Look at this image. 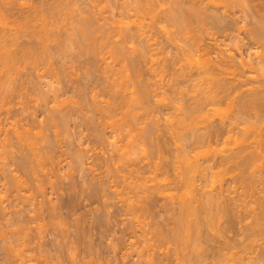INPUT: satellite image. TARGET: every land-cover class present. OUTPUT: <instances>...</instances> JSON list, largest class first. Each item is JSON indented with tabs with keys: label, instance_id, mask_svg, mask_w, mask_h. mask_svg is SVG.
<instances>
[{
	"label": "bare ground",
	"instance_id": "1",
	"mask_svg": "<svg viewBox=\"0 0 264 264\" xmlns=\"http://www.w3.org/2000/svg\"><path fill=\"white\" fill-rule=\"evenodd\" d=\"M10 1V0H9ZM42 1V0H41ZM44 1L46 2L45 5H42L43 8L42 10H40L39 12H37L35 14L34 17H32V19H27V18H23L26 19L24 20L23 24L21 23H17L18 21L16 20V18L14 20H16L17 22H15V24L17 26H15L16 28H13L14 29H21L22 30V33L23 34H28L32 37L35 36V38L37 39V42L39 45H36L39 46V50L36 51L35 49L33 48H30L28 46V48H24L23 46V50L22 51H17L19 50L16 49V51L18 53H16V51H14L12 48L13 46H16L17 48V45H19L18 43V40H20V35H16L14 36L13 38H10L8 37V34L7 36H5L6 34L3 33V31H1V29H5L4 27H6L7 29V22L6 21L4 23L5 19L4 17H7L6 16V13L5 11L2 9V7L0 6V72L3 74L1 75L0 74V89H4V87L8 88V85H14L16 86L17 83H15V81H17V73H19L21 71V67L24 66L26 67V65L28 66H31L33 68V66H35L34 68H38V66L40 67L39 63L41 62V58H46L47 60V63L51 64V61L53 60L52 59V53H51V48H50V45H51V41L55 42V41H58L60 39V37H62L60 34V31L58 32V30L61 29V27H65V25H67V23H64L66 20L69 19V17L67 16H70L71 15V20H69V22L71 21L70 25H72V22L73 24H75V28H73L72 30H68V31H75L77 30V33H70L69 32L66 34V36L69 34V36H67L68 38L64 40H66L67 42L69 41V44L72 45V48H73V45H75V47L77 48L78 50V53L76 54L79 59H80V55H84V51L85 49H83L84 45L86 46H89V48L91 49H88L87 47V50H90L92 51V54H93V58L92 60V64H93V67H98L101 68V65L102 63H105L103 61H105L104 57L100 56L102 53H103V50L104 49H109L107 52H105L104 50V55L107 53H109V56L108 58L112 59V62L114 63V68H112L113 66H108V63H106L105 65L107 66H104L105 69H103L102 71V68L100 69L102 71V77L104 80H106L108 83L110 82V86L108 85L106 90H105V86L103 84V87L100 89L101 91V95H103L104 93V100L102 99L103 97H101L100 100H102V102L104 101V103L106 102V107L102 108V107H97L95 106V111L97 109V112H99V114L103 113V117L105 115L104 118H106V128L108 126L111 127V129H113V133H114V136H118V133H122L123 129L124 131L127 130V128H130L131 125L133 124V126L136 124H139L138 120H140L141 118H144V117H147V122H148V118L149 119H152V116L154 118L155 115L157 114H153V112L155 113L157 110H156V107L154 108V99L155 96L154 94L157 93V89L155 90V88L153 89H149L150 87H152L151 83H153L151 81H149L150 85H148V77H147V74L146 73H143V75L145 76V81L144 84L145 86H147V88H144L143 89V86L141 87L139 85V81H140V77H141V74H142V69L145 70V68L143 67V63H145V60L146 58L149 59V57H147L150 53L154 52V50H157L156 49V46L159 47L158 45H161V44H157L156 42H158V38L155 39V34H159V36H163V41H162V46H163V49L165 48L164 51H166V48H174L175 53L174 55L176 54V56L174 57V55L172 57L169 58L168 56V52L164 53V56L165 58L163 57V60H165V62L162 60L160 63H162V71L161 69L159 68V70L161 71V77L159 79L160 83L162 81H164V76H165V82H163L165 85L164 87L167 85L168 86V90L164 89L167 93V96L168 98H164V96H166V94L164 95L163 93L161 95H163V98L162 99H165L164 101L167 102V103H170L168 104L170 107L173 108L174 112H176V114H178V119H173L174 117L176 118L175 114H174V117L173 116V113L170 114L171 112V109H170V112L167 110V112H169V116L171 117H165L170 119L168 121V123H170V127L169 128H166V131L168 129V134L172 132V134L176 135L174 136L175 138H169L171 139L170 141L172 142L173 139H175L176 141V138H178L177 136H179V142H180V146H181V149L182 151L179 152L180 148H178V152L179 154L175 151L176 153V157H177V154L180 156L179 158H177V161L180 159V163L183 164L184 166H182L184 169V172H181V176H180V185L182 189L186 190V194L182 193L183 195H185V198L184 197H180L181 201L180 202V206L182 205L180 211L181 213H179V218L178 216H175V218L178 220V228H181V229H176L175 233H174V236H170V240L168 241L165 240L163 238L166 237V238H169L167 237L168 233L166 234H163V232L165 231H161V229H157L161 232H159V236L155 237V241L157 238L161 239V241L165 240L164 242H171L173 245H174V241H175V244L176 242H178L180 245V247L178 248V243H177V248L175 247L174 245V248L176 249L175 251L179 250V249H187L186 247H183L181 248L183 245L184 246H187L188 247V244L189 246H193L192 247H189L192 251L194 250V248H196L198 246V244L195 243V245H190L194 237V239L197 237V238H200V239H195V241L201 245L200 243V240L201 238H203L201 235H203L205 229L206 231L208 229H214V228H218L216 222L219 221L221 222L222 219L224 221H226V217H227V222H226V225L230 226L232 228H235L237 225H241L243 224V219L245 217V220L248 218L249 221H246V223L249 222V224H246L248 225V227L246 226V229L243 228L242 230H247L248 228V231L246 232V236L242 235V237L244 236L245 239H242L244 241H240L239 243L241 244L239 247L241 248L238 249L237 246L239 244H233L235 240V238L233 237L234 240H232V236H230L228 239L229 241L226 242V246H227V250L229 253L226 252V254H221L218 255V256H215L219 259V256L220 259L219 261L215 260V263L216 264H264V0H130L132 3H129L130 1H127V3H125L123 0V3L122 5L119 6V9L121 12H119V19L118 20H114V24L111 23L113 25V28L115 30H117L116 34L114 33V29H112V34L113 35H108L107 33L110 32L111 34V28H110V31H108L106 34L105 32L102 33L101 32V29H100V32L98 31L99 30V27H98V30L97 28L92 30L91 28L89 29V24L88 26H86L87 24L82 23L81 22V18H80V22L76 17V11H77V7L76 5L78 4L76 1V5L73 3H71V0L68 2L66 1H61V0H43V2H41V4H44ZM74 1V0H73ZM91 1V0H90ZM101 2H99L100 4L105 1V0H100ZM115 1V0H114ZM118 1V0H117ZM121 1V0H120ZM126 1V0H125ZM12 3H14L12 0H11ZM9 2V3H11ZM19 2V1H18ZM40 2V1H39ZM116 2V1H115ZM2 3V2H1ZM11 3V4H12ZM20 3V2H19ZM26 3V2H25ZM29 3V2H28ZM68 3V4H67ZM88 3V2H87ZM98 3V4H99ZM104 3V6L102 7V12H104L106 10L105 13H111V11H109L111 9L110 5L108 2H103ZM21 4V3H20ZM118 4V3H116ZM121 4V3H120ZM7 5V4H5ZM13 5V4H12ZM15 5V4H14ZM13 5V6H14ZM72 5V6H71ZM75 5V6H74ZM94 5V4H93ZM115 5V4H114ZM23 8L24 6L26 5H21ZM45 6V7H44ZM78 6V5H77ZM100 6V5H99ZM122 6V7H121ZM8 7V6H7ZM15 7V6H14ZM19 7V5H18ZM21 7V8H22ZM27 7V6H26ZM95 7V6H94ZM88 8V7H87ZM98 8V7H97ZM113 8V7H112ZM118 8V7H117ZM116 8V9H117ZM7 9V8H5ZM11 9V8H10ZM78 9H79V6H78ZM85 9V7L83 8ZM90 9V8H89ZM114 9V8H113ZM9 10V9H8ZM23 10V9H22ZM35 10V9H34ZM80 10H82L80 8ZM100 10V9H99ZM11 11V10H10ZM14 11V10H13ZM18 11V10H17ZM37 11V10H35ZM85 11V10H84ZM95 11V10H94ZM241 12L240 13V18L241 20L238 19V16L236 17L237 13L236 12ZM12 12V11H11ZM31 12V10H30ZM80 12V11H79ZM92 12V11H91ZM101 12V13H102ZM9 13V11H8ZM14 13V12H12ZM33 13V12H32ZM35 13V12H34ZM33 13V14H34ZM74 13H75V16H74ZM81 13L84 14V12L81 11ZM96 13V12H95ZM99 13V12H98ZM97 13V14H98ZM104 13V14H105ZM18 14V13H17ZM26 14V12H25ZM90 14V13H89ZM121 14V15H120ZM13 15V14H12ZM77 15H78V11H77ZM112 15V13H111ZM241 15H243L241 17ZM21 16V15H20ZM29 16V15H28ZM85 15H83L82 17H84ZM88 16V15H87ZM99 16V15H98ZM106 16V15H105ZM15 17V16H14ZM26 17V15H25ZM95 17V16H93ZM97 17V16H96ZM101 17V16H99ZM29 18V17H28ZM91 18V16H90ZM109 18V17H108ZM118 18V17H117ZM237 18V19H236ZM9 19V18H8ZM66 19V20H65ZM77 19V21H76ZM88 19V18H87ZM94 20V19H92ZM104 20V18H103ZM112 20V19H111ZM12 21V20H11ZM10 21V22H11ZM64 21V22H62ZM87 21V20H86ZM90 20H88L89 22ZM106 21V20H105ZM9 22V23H10ZM63 24H62V23ZM67 22V21H66ZM101 22V21H100ZM8 23V24H9ZM61 23V26L59 27V24ZM98 23V22H97ZM96 23V24H97ZM65 24V25H64ZM64 25V26H63ZM77 25V26H76ZM92 25V24H91ZM94 25V24H93ZM98 25V24H97ZM105 25V24H104ZM68 26V25H67ZM14 27V26H13ZM104 27V26H103ZM112 27V26H111ZM9 28V27H8ZM60 28V29H59ZM71 27H69L70 29ZM31 31H30V30ZM64 30V29H63ZM67 30V28L65 29ZM92 30V31H91ZM103 30V28H102ZM104 30L106 31L107 30V27L106 29L104 28ZM114 30V31H113ZM153 30H156L155 32H153ZM10 31V30H9ZM18 31V30H17ZM20 31V30H19ZM8 32V31H7ZM11 32V31H10ZM157 32V33H156ZM218 32H219V35H221V37L223 38V42H219L217 39L219 38H216L215 36L218 35ZM14 33V32H13ZM18 33V32H17ZM21 33V32H20ZM62 33V32H61ZM5 34V35H4ZM217 34V35H215ZM6 37V40L10 38L11 41H9V45L7 43L6 40H4L5 38L3 37ZM22 35V34H21ZM60 37H59V36ZM244 35L243 37L244 38H241V36ZM65 36V37H66ZM154 36V37H153ZM158 36V37H159ZM8 37V38H7ZM117 37V43H118V38L121 42H119L120 44L122 45H125L130 53L132 54L133 52H137L138 53V56H130V53L128 55V52H126L127 56L124 55V52L122 48V46L120 47L119 43H118V47L116 46V42H114L113 38L116 39ZM213 37V38H212ZM63 38V37H62ZM30 39V38H29ZM113 39V40H112ZM161 39V38H160ZM214 39V40H213ZM249 40L247 42H250L249 43H244L245 40ZM63 40V39H62ZM140 40V41H139ZM61 41V39H60ZM64 41V44L63 43H58L59 45L57 46V48L59 49V52L61 53L62 51V54L63 52L67 53L68 54H64L66 55V57L69 55V53H71V51H68L67 46H69L67 44V42ZM81 41L83 42V46L81 44ZM160 41V40H159ZM35 44V42H34ZM50 44V45H49ZM57 44V43H56ZM27 45V44H25ZM91 46V47H90ZM20 47V45H19ZM50 49H49V48ZM52 47V46H51ZM70 47V46H69ZM247 47V48H246ZM67 48V49H66ZM70 48V49H72ZM161 48V47H159ZM254 48V49H253ZM54 49V48H53ZM57 49V50H58ZM62 49V50H61ZM252 49H253V52H252ZM61 50V51H60ZM159 50V49H158ZM168 50V49H167ZM170 50V51H171ZM251 50V51H250ZM21 55H20V53ZM54 52V51H53ZM160 52V51H159ZM72 53H75V52H72ZM87 53V52H86ZM162 53V50L161 52L159 53V55ZM215 53V54H214ZM19 54V56H18ZM91 54V53H90ZM212 54L215 55V57L212 56ZM155 55V53H154ZM154 55L152 56L151 54V59H153L152 57H154ZM157 55V56H159ZM55 56V55H54ZM53 56V57H54ZM61 56V55H60ZM70 56V55H69ZM83 56V57H84ZM102 57V59H99L100 57ZM107 56V55H106ZM105 56V57H106ZM130 56V57H129ZM20 57V58H19ZM91 57V56H90ZM129 57V58H127ZM156 57V56H155ZM155 57H154V60H150L151 63H155ZM161 56H159L160 58ZM174 57V59H173ZM75 58V57H73ZM82 58V57H81ZM172 58V59H171ZM77 61L78 59L75 58ZM86 59V58H85ZM98 59L100 61H98ZM108 59V60H110ZM142 59L145 60L144 62H142ZM45 60V59H44ZM51 60V61H50ZM157 60V59H156ZM46 62V61H45ZM53 62V61H52ZM65 62V61H64ZM63 62V64H65ZM85 62V60H84ZM88 62V61H87ZM97 62L99 63L97 65ZM156 61V63H159ZM46 63V64H47ZM111 63V62H110ZM154 64V65H157V64ZM159 63V64H160ZM41 64V63H40ZM43 64H44V61H43ZM42 64V65H43ZM45 64V65H46ZM47 64V65H48ZM67 64V63H66ZM89 64V62L87 63ZM46 65V67H47ZM53 65V63H52ZM72 65V63H71ZM82 65V64H81ZM91 65V64H89ZM110 65V64H109ZM145 65V64H144ZM44 66V65H43ZM57 66L59 67V65L57 64ZM64 66V65H63ZM152 66V65H151ZM160 66V65H158ZM53 67V66H51ZM62 67V65H61ZM72 67V66H71ZM70 67V68H71ZM92 67V68H93ZM143 67V68H142ZM43 70L44 68L41 67ZM66 69V67H64ZM64 71L65 72V70ZM85 68V67H84ZM152 68H154V66H152ZM158 68V67H157ZM156 68V69H157ZM26 70H28V68H24ZM46 69H49L51 70L52 68H46ZM45 69V70H46ZM54 69V67H53ZM53 69L51 70V72H48L49 70H47L48 73H51L49 78H51L52 80L54 78H59L60 79V73L61 71H58L56 72L57 70L53 71ZM94 69V68H93ZM98 69H96L98 71ZM149 69V68H148ZM151 69V68H150ZM149 69V71H150ZM156 69H153L152 71V75H155L153 73H157L158 70ZM173 69L174 72H171L170 70ZM38 71L40 70L41 72V69H37ZM61 70V69H60ZM70 70V69H69ZM99 70V71H100ZM152 70V69H151ZM35 71V70H34ZM67 71V70H66ZM76 71V70H75ZM81 71V70H80ZM96 71V72H97ZM100 71V72H101ZM169 71L171 72L170 74H167L169 73ZM32 72V71H31ZM40 72H38L40 74ZM44 72V71H43ZM84 72V71H82ZM144 72V71H143ZM164 74H163V73ZM34 73V72H33ZM48 73L46 74L48 76ZM92 73V72H91ZM151 73V71L148 73V75ZM159 73V74H160ZM30 74V73H29ZM66 74V73H65ZM85 74V73H84ZM104 74V75H103ZM158 74V76H159ZM163 74V75H162ZM16 75V76H15ZM42 75H45L43 73H41L39 76H42ZM45 75V77H46ZM69 75V74H68ZM67 75V76H68ZM90 75V74H89ZM100 74H98L99 76ZM151 75V74H150ZM149 75V76H150ZM166 75H168L166 77ZM24 76V75H23ZM31 76V75H30ZM65 76V75H64ZM104 76V77H103ZM5 77V78H3ZM17 77V78H15ZM21 77V76H20ZM154 77V76H152ZM156 77H157V74H156ZM156 77L154 79H156ZM169 77V79H168ZM2 78L4 80H2ZM63 78V77H62ZM61 78V79H62ZM22 79V78H21ZM56 79V81H57ZM60 79V81H62ZM66 79V78H65ZM143 79V80H144ZM169 81H167V80ZM44 80V79H43ZM69 80V79H68ZM96 80V79H95ZM111 80V81H110ZM151 80V79H150ZM19 81V80H18ZM39 81V80H38ZM48 81V80H47ZM55 81V79H54ZM59 81V80H58ZM59 81V82H60ZM106 81H103L106 82ZM156 81V80H155ZM159 81L156 83L158 85ZM168 83H167V82ZM13 82V83H12ZM24 82V81H23ZM30 82V81H29ZM32 82V81H31ZM41 83V81H39ZM46 82V81H45ZM96 82V81H95ZM101 82V81H100ZM99 82V83H100ZM12 83V84H11ZM36 83V82H35ZM39 83V84H40ZM57 83V82H56ZM56 83L53 85V82L50 81V82H47L46 84V87H47V90H41L37 85V87L41 90L40 91V96L42 98H39L42 100L43 103V106H48L47 104H49L50 102L51 103H54L57 102V98H59V94H60V91H57V87H54L56 85ZM87 83V82H86ZM98 83V84H99ZM155 83L153 85H155ZM171 83V84H170ZM32 84V83H31ZM38 84V82H37ZM60 84H62L60 82ZM91 84V83H90ZM107 84V83H106ZM138 84V85H136ZM21 85V84H19ZM23 85V84H22ZM21 85V86H22ZM59 85V84H58ZM92 85V84H91ZM134 87H133V86ZM155 86L158 88V86H160V84L158 86ZM163 85V84H162ZM161 85V86H162ZM20 86V87H21ZM28 86V84H27ZM61 86V85H60ZM60 86L58 87V90L60 88ZM81 86V85H80ZM90 86V85H89ZM132 86L131 88V91H130V87ZM138 86V87H137ZM141 88H140V87ZM150 86V87H149ZM11 87V86H10ZM17 87V86H16ZM30 87V86H29ZM35 87V86H34ZM43 87V86H42ZM5 88V89H6ZM19 88V86L17 87ZM22 88V87H21ZM37 88V89H38ZM80 88V87H79ZM109 88V89H108ZM140 90H139V89ZM163 86L161 87L160 90H162ZM11 89V90H10ZM9 89V91H12V87ZM14 89V88H13ZM16 89V88H15ZM33 89V88H32ZM105 91H104V90ZM24 90V89H23ZM27 90V89H26ZM83 90V88H82ZM86 90V89H85ZM102 90L104 92H102ZM156 91L154 92L153 94V91ZM2 91V90H1ZM20 91V90H19ZM163 91V90H162ZM26 92V91H25ZM39 92V91H37ZM42 92V93H41ZM59 92V93H57ZM62 92V90H61ZM107 92V93H106ZM160 92V91H159ZM170 92V95L169 93ZM6 93H8L6 91ZM16 93V92H15ZM94 93L96 94V91H94ZM99 93V92H97ZM9 94V93H8ZM18 94V93H17ZM24 94V93H23ZM36 94V93H35ZM63 94V93H62ZM75 94V92L73 93ZM83 94V92H82ZM80 94V95H82ZM9 95H12L9 94ZM13 95H15L13 93ZM29 95V94H28ZM39 95V94H38ZM79 95V94H78ZM98 95V94H97ZM105 95L107 96H110L107 100H106V97ZM6 96V95H5ZM4 96V97H5ZM8 96V95H7ZM33 96V95H32ZM75 96V95H74ZM94 96V95H92ZM91 96V97H92ZM2 96L0 95V98ZM68 97V96H67ZM85 97V96H84ZM84 100L85 101V99ZM90 97V98H91ZM7 98V101H8V97ZM6 98H5V101H6ZM52 98V100H50ZM80 98V97H79ZM82 98V97H81ZM94 98V97H93ZM98 98V96H97ZM157 98V97H156ZM54 99V100H53ZM69 99V98H68ZM95 99V98H94ZM93 99V101H94ZM98 99V101H99ZM159 99V98H157ZM156 99V100H157ZM4 100V99H3ZM72 100V99H71ZM106 100V101H105ZM111 100V101H110ZM59 101V100H58ZM63 99L61 100V103H63V105H65L66 101L64 100L63 102ZM70 101V99L68 100ZM75 103L78 105L80 104L79 101H76L74 99ZM82 101V102H84ZM92 101V102H93ZM109 101V102H108ZM170 101V102H168ZM49 102V103H48ZM89 102V100H88ZM86 100V103L89 104ZM96 102V101H94ZM156 102V101H155ZM162 102V101H161ZM58 103V102H57ZM74 103L73 101L70 102V106L71 104ZM74 103V104H75ZM85 103V104H86ZM164 104V102H162ZM162 103H160L161 105H163ZM56 104V103H54ZM59 104V103H58ZM93 104V103H92ZM98 104V102L95 103V105ZM226 105L225 106V109L227 111H224V108H222L223 105ZM2 105V104H1ZM42 105V103H41ZM81 105V104H80ZM91 105V104H90ZM32 106V105H31ZM38 106V105H37ZM50 106V105H49ZM59 106V105H57ZM68 106V105H66ZM65 106V108H66ZM93 108H94V105H92ZM99 106H101L99 104ZM26 107V106H24ZM35 106H32V108H34ZM60 107V106H59ZM59 107L57 109H59ZM81 107V106H80ZM79 107V109H80ZM82 109H84L85 107L82 105ZM164 107V106H163ZM31 108V109H32ZM62 108H64V106H62ZM71 108V107H69ZM77 108V107H75ZM158 108V107H157ZM162 108V106H161ZM165 108V107H164ZM230 108V109H229ZM27 111L28 108H26ZM30 109V110H31ZM36 109V108H35ZM45 111L48 113V115L45 117L47 120H43L41 122V125L39 126L40 129L42 128H45V126H48L49 130L51 131L52 129H58V130H61L62 131V134H64L63 132H65L68 128V116H69V113L67 112V110H63V109H60L59 111L57 109H55L54 105L53 107L49 108L48 107V110L44 107ZM55 109V111H54ZM68 109V108H67ZM73 110V108H71ZM90 109V108H89ZM159 109H160V105H159ZM25 110V109H24ZM23 110V111H24ZM91 110V109H90ZM90 110H87L88 112ZM93 110V109H92ZM91 112H94L92 111ZM156 110V111H155ZM163 110H166V109H163ZM172 110V111H173ZM31 111H34V110H31ZM56 111H58V113H56ZM75 111V110H74ZM159 111V110H158ZM157 111V112H158ZM25 112V111H24ZM156 112V113H157ZM162 112V111H161ZM165 112V111H164ZM33 112H29V114ZM164 113V114H166ZM36 114V113H35ZM71 114V113H70ZM79 114V113H78ZM96 114V112H95ZM163 114H161L162 116ZM80 116H81V112H80ZM87 116V115H86ZM97 116V115H96ZM95 116V117H96ZM119 117L121 116L122 118L121 119H117L116 117ZM160 116V115H159ZM151 117V118H150ZM157 117V116H156ZM81 118V117H80ZM82 118H84L82 116ZM120 118V117H119ZM159 118V117H158ZM158 118H155L156 120ZM164 118V117H163ZM162 118V119H163ZM72 119V118H70ZM96 119V118H95ZM108 119L110 120L109 122ZM113 120V121H111ZM145 120V118L143 119ZM145 120V121H146ZM175 121L172 123V121ZM85 121V119H84ZM100 121V120H99ZM105 121V120H104ZM154 120L152 119V122ZM160 121V120H159ZM166 121V120H165ZM164 121V122H165ZM87 122V121H85ZM97 122V120H96ZM122 122V123H120ZM151 122V121H150ZM151 122V123H152ZM155 122V121H154ZM152 123L150 124V127L151 125L153 126L152 129L149 127L147 128L146 126V129L144 128L142 131V133H144V131L147 133H139V131H137L139 133V137L141 139V135L143 137V135L145 136L144 138L148 140L149 137H151L152 133L156 130L157 127V124L158 123ZM163 122V120H162ZM45 123V125L43 124ZM92 123V122H91ZM100 123V122H99ZM102 123V122H101ZM132 123V124H131ZM141 123V122H140ZM165 124V123H164ZM104 125V124H103ZM156 125V126H155ZM166 125H169L166 123ZM89 126V125H87ZM143 126V125H142ZM145 126V124H144ZM161 126H164L163 124ZM160 126V127H161ZM109 127V128H110ZM127 127V128H126ZM156 127V128H155ZM165 127H168V126H165ZM29 128V127H28ZM27 128V129H28ZM34 128V127H33ZM47 127L45 128L44 132L41 130L40 132L38 131V134L40 135H43L46 131V129H48ZM98 128V127H97ZM126 128V129H125ZM164 128V127H163ZM18 129V128H17ZM23 129V128H22ZM31 129V128H30ZM29 129V135H30V130ZM39 129V128H38ZM39 129V130H40ZM110 129V130H111ZM134 130V127H132L131 129H129L128 131L131 132ZM140 129V128H139ZM149 130H152L153 132L152 133H149L151 131H148ZM154 129V130H153ZM15 130V129H14ZM25 130V129H24ZM36 130V129H35ZM58 130L56 131V135L58 134ZM164 130V129H163ZM169 130L171 132H169ZM18 132V130H15ZM23 131V130H21ZM27 132V130H25ZM108 131V130H107ZM106 131V132H107ZM127 131V133H128ZM158 131V130H157ZM162 131V128L161 130ZM34 132V131H33ZM43 132V134L41 133ZM60 132V131H59ZM98 132V131H97ZM109 132V131H108ZM111 132V131H110ZM156 132V131H155ZM23 135H24V132H22ZM32 133V131H31ZM100 133V132H99ZM104 133V132H103ZM112 133V134H113ZM119 133V134H120ZM37 134V133H35ZM46 134V133H45ZM97 134V133H96ZM116 134V135H115ZM124 134V132L122 133V135ZM130 134V133H128ZM167 134V135H168ZM171 134V135H172ZM17 135V133H16ZM20 135V133L18 132V136ZM22 135V134H21ZM19 136V145L20 147H18L19 145H15L17 148H22L21 145H24L23 142H20V140L22 139L23 136ZM34 135V133H33ZM122 135H119V136H122ZM127 135V134H126ZM159 135V134H158ZM167 135L165 137H167ZM172 135V136H173ZM17 136V137H18ZM45 136V135H44ZM43 136V137H44ZM93 136V135H92ZM137 136V135H135ZM156 136V135H155ZM161 136V135H160ZM170 136V135H169ZM30 136L27 137V133L26 135L24 136L26 142H27V145L28 147L25 145V148L26 150H28V148L30 149L28 152L30 153V155H28V158L30 157V159L34 162H36V160L34 159V157L37 159L38 158V163L40 161V159L43 157V161H44V155L42 154V152H44L45 150V147L48 151V148L49 150L53 149V143H56L55 141H53L51 138H49L48 135H46L44 138L47 140L46 141V145L44 147V150L41 152L40 150H42V145H40V150H39V145H38V142L41 143V139L43 137H40V136H37L39 139H36L37 141H34L35 138H32L33 140H31L29 138ZM34 137V136H33ZM63 137V136H61ZM124 137V136H122ZM121 137V138H122ZM23 138V139H24ZM44 138L42 141H44ZM49 138V139H48ZM104 138V136H103ZM103 138H101L99 136L98 139H101L103 143ZM128 138V137H127ZM133 138V137H132ZM138 138V137H137ZM155 138V137H154ZM164 138V137H163ZM94 139V138H93ZM107 139V138H106ZM105 139V141L107 142V140ZM129 139V138H128ZM135 139V138H134ZM133 139V140H134ZM139 139V142L141 143L142 140H145V139H142L140 141ZM167 139V138H166ZM166 140V142L168 141L169 145H170V141ZM23 140V141H25ZM62 140V138L60 139ZM97 140V139H96ZM111 140V139H110ZM115 140V139H114ZM118 140V139H117ZM122 139H120V145L118 144L119 142L118 141H114L113 144L110 146H114L113 148L116 150L117 147L121 146V141ZM126 140V139H125ZM138 140V139H137ZM145 140L146 143H150V141L152 140ZM224 141L223 143L227 142L226 143V146L228 143H230V146L231 148H228V150L230 151L229 152V155L226 154V156L222 159L223 162H225L224 166L227 168V177H228V174L231 176L232 174V177H233V180L232 178H228L229 180H231V183H233V186L231 185L230 186V181L229 180H226L228 181L227 183L225 182V177H221L223 178L224 182L227 184H225L222 180V182L216 180V179H213L212 183H213V187H214V183L218 184L220 183V190H222L224 193L222 194H218L217 193L219 192H216L215 194H213V192H210L208 187H205L207 184H205V182L207 181L208 179V182L209 183V177L207 175L208 174V171L206 173V169H210L211 166H209V161L207 162L208 158L204 160V158L202 157L204 154L205 155H208L207 152H208V149H207V152L205 153L202 148L204 146H206L205 144L209 143L210 147H211V142L213 143V141L215 143L219 142V141ZM22 141V140H21ZM44 141V142H45ZM58 141V140H57ZM69 141V140H68ZM71 141V140H70ZM69 141V142H70ZM154 142L157 141L156 138L155 140H153ZM174 141V143H175ZM178 141L176 142L178 144ZM17 142V141H16ZM105 142V143H106ZM116 142L118 145H116ZM130 142H131V139H130ZM130 142H128V144L126 143L125 145H128L130 144ZM133 142V141H132ZM131 142V143H132ZM144 142V141H143ZM11 143V142H10ZM22 143V144H21ZM43 143V142H42ZM61 143V142H60ZM125 143V142H124ZM145 143V144H146ZM152 143V142H151ZM13 144V143H12ZM72 144V143H71ZM70 144V145H71ZM115 144V145H114ZM145 144H143L145 146ZM154 144V143H152ZM150 144L148 147L150 149H145L144 146L140 144V149L142 150V147L144 149L145 152H147L146 154L149 153V155H151L150 153L153 152H158V150L160 149V151L162 152L163 148L162 147H157L158 144H156V146L154 147V145ZM160 144V143H159ZM4 145V144H3ZM9 145V144H8ZM55 145V144H54ZM109 145V144H108ZM107 143H106V146H108ZM124 145V144H123ZM133 147H132V146ZM135 145V144H134ZM133 143L130 144V146L132 148L134 147H137L136 145L134 146ZM166 145V144H164ZM6 146V145H5ZM4 146V147H5ZM62 146V145H61ZM60 146V147H61ZM100 146V145H99ZM129 146V148H130ZM152 146L153 149L156 151H154L152 149ZM168 146V145H166ZM173 146V145H172ZM177 146V145H176ZM214 146V145H213ZM224 146V145H223ZM222 146V147H223ZM225 146V148H226ZM229 146V145H228ZM227 146V147H228ZM3 147V146H2ZM3 147V148H4ZM13 147V145H12ZM42 147V148H41ZM56 147V146H55ZM54 147V148H55ZM103 147L104 144H103ZM147 147V148H148ZM170 146H168L169 148ZM208 147V146H207ZM75 148V147H74ZM108 148V147H107ZM120 148V147H119ZM138 148V147H137ZM177 148V147H176ZM189 148V149H187ZM221 148V147H220ZM224 148V147H223ZM222 148V150H223ZM224 150H226V152L224 153H227V148ZM6 149V147H5ZM68 149V148H67ZM80 149V148H79ZM82 149V148H81ZM111 149V148H110ZM139 149V148H138ZM171 149V148H169ZM186 149V151H185ZM201 149V150H199ZM212 149V148H210ZM23 150V148L21 149V151ZM58 150V149H57ZM90 150V149H89ZM108 150V149H107ZM113 150V149H112ZM114 150V151H115ZM131 149H129L128 151H130ZM137 150V149H136ZM148 150H153V151H148ZM189 150H191V154L194 153L195 156H193V160L190 158L192 155L188 152ZM197 152V153H195ZM197 150L201 151V152H198ZM213 150V149H212ZM2 151V150H1ZM0 151V152H1ZM4 151H8V150H4ZM10 151V150H9ZM25 151V150H24ZM46 151V150H45ZM69 151V150H68ZM71 151V150H70ZM73 151V150H72ZM71 151V152H72ZM121 152V149L119 150ZM124 151V149H123ZM133 151V150H131ZM135 151V149H134ZM159 151V152H160ZM188 151V152H187ZM193 151V152H192ZM12 153V151H10ZM26 152V151H25ZM41 152V153H40ZM52 152V151H50ZM49 152L50 156H51V153ZM58 152V151H57ZM56 152V153H57ZM75 152V151H73ZM77 152V151H76ZM83 152L85 153V151L83 150ZM125 152V151H124ZM140 152V150H139ZM183 152V153H182ZM203 153V155H200V153ZM211 152V151H210ZM209 152V153H210ZM215 152V151H214ZM220 152V151H219ZM3 153V151H2ZM5 153V152H4ZM7 153V152H6ZM5 153V154H6ZM23 155H20V157H18L17 159H19V162H18V166L19 164L21 165V167H25V169L23 171H29L28 174L30 173L31 177L29 178V182L30 183H33V179L32 177L34 178V174L31 173V171L28 168V165L26 166V164L28 163V158H27V154H25L24 152H22ZM46 153V152H45ZM44 153V154H45ZM79 153V152H77ZM112 153V152H111ZM110 153V154H111ZM119 153V152H117ZM129 154H127L128 157H130L129 160H131V157L133 156V154H131L130 152H128ZM134 153V152H133ZM143 153V152H142ZM174 153V152H173ZM174 153V154H175ZM1 154V153H0ZM5 154H3V156H5ZM9 154V152L7 153ZM13 154V153H12ZM12 154H9L10 156ZM25 154V155H24ZM34 156H33V155ZM48 154V152L46 153ZM48 154V156H49ZM54 153H52V156H53ZM87 154V153H86ZM136 154V152H135ZM160 153H158V156H159ZM218 154V153H216ZM221 154V153H220ZM19 155V154H18ZM32 155V156H31ZM43 155V156H41ZM71 155V153H70ZM80 155V154H79ZM78 155V157H79ZM99 155V154H98ZM115 155V154H114ZM122 155V154H121ZM147 156V157H150V156ZM191 155V156H190ZM16 156V155H15ZM49 156V160H47L46 158V163H42V164H47V161L49 162V164L51 162H53L54 164V168H53V164H52V167H51V171H56L57 169V166L55 165V161H54V157L53 156V159ZM87 156V155H86ZM86 156H82L79 157L77 160H76V168H77V171L80 170V171H83L84 167L86 166V163L84 161V158ZM97 156V154H96ZM118 156V155H117ZM125 157V154L123 153V155ZM121 156V157H122ZM156 156H157V153H156ZM155 156V158L157 159V157ZM162 156V155H161ZM203 158H201V157ZM2 157V155L0 156V158ZM60 157V156H59ZM74 157V155H73ZM151 157H153L151 155ZM164 157V156H163ZM162 157V159H163ZM176 157H175V162L176 161ZM200 157V159H199ZM7 158V156H6ZM13 155H12V160H13ZM88 158V157H87ZM123 158V157H122ZM133 159L136 158L135 157H132ZM144 158V157H143ZM168 158V156H167ZM216 158V157H215ZM30 159H29V162H30ZM52 159V161H50ZM114 159V157H113ZM149 159V158H148ZM153 159V158H152ZM160 159V158H159ZM217 159V158H216ZM215 159V160H216ZM27 160V162H26ZM42 160V159H41ZM137 159H135L136 161ZM211 160V159H209ZM32 161L30 162L31 165H30V168L32 167ZM42 161V162H43ZM73 161V159H72ZM87 161V160H86ZM93 161V160H92ZM112 161V160H111ZM116 161V160H115ZM160 161V160H158ZM202 161V162H201ZM213 161V160H212ZM221 161V162H222ZM34 162H33V166L35 168V165H34ZM150 162V161H149ZM152 162V161H151ZM157 162V161H156ZM217 162V161H216ZM219 162V160H218ZM58 163V162H57ZM94 163V162H93ZM99 163V161H98ZM131 163V162H130ZM135 163V162H134ZM133 163V164H134ZM158 163V162H157ZM157 163H156V166H157ZM166 164V166L169 167L170 163H168V159H167V162L164 161V164ZM179 163V164H180ZM2 164V163H1ZM15 164L16 163V160H15ZM117 163H115V166H116ZM151 164V163H150ZM163 164V163H162ZM180 164V166H181ZM37 165V163H36ZM114 165V164H113ZM119 165H120V162H119ZM148 165V164H147ZM155 165V164H154ZM159 165V164H158ZM212 165V164H211ZM216 165V164H215ZM40 166L41 168V165L38 164L37 168ZM48 166V164H47ZM51 166V164L49 165ZM124 166V165H123ZM122 165H120V168L122 167ZM143 166V165H142ZM162 166V165H161ZM164 165V167H166ZM176 166V164H175ZM72 167V165H71ZM70 167V169H71ZM75 167V166H73ZM125 167V166H124ZM133 167V165H132ZM141 167V165H140ZM158 167V166H157ZM156 167V168H157ZM163 167V168H164ZM177 167V166H176ZM210 167V168H209ZM33 168V167H32ZM43 168V169H42ZM42 170H44V165L42 166ZM117 168V166H116ZM114 168V172H115V169ZM142 168V167H141ZM215 168V167H214ZM224 168V167H223ZM226 168H225V171H226ZM45 169H46V165H45ZM105 169V168H103ZM102 169V171H103ZM113 169V168H112ZM134 169V168H133ZM161 169V168H160ZM175 169V168H174ZM177 169V168H176ZM230 169V170H229ZM5 170V169H4ZM16 170H19L18 168ZM47 170V169H46ZM45 170V171H46ZM59 170V169H58ZM57 170V171H58ZM76 170V169H75ZM88 170V169H87ZM119 169L117 168L116 170V174L115 176H117V171ZM121 170V169H120ZM125 170V169H124ZM136 170V169H135ZM155 170V169H154ZM158 170V168H157ZM165 170V168L163 169ZM186 170V171H185ZM224 170V169H223ZM223 170H222V173H223ZM39 171V172H38ZM86 171V169H85ZM110 169L108 170V175L110 174ZM160 171V170H159ZM158 171V173H159ZM162 171V170H161ZM166 171V176L163 175L162 176V173L164 171H162V173L160 174V178L164 179V176H165V181H167V185H169L168 183V180H172V183H175L176 184H173L171 186V188L169 187V190H172L173 188H175V191H176V185H177V180L176 178H171L173 177L174 175V172H173V175L170 176L169 173H167V170ZM175 171V170H174ZM191 171H195V173H197V176H199L198 174L201 175V177L199 176L200 178V183L201 184L199 186H197V182L196 180L194 179L195 175L194 173H191ZM219 171V169L217 170V172ZM229 171V172H228ZM7 172V171H6ZM35 172V171H34ZM37 173L40 174V169H37L36 171ZM42 172V171H41ZM70 172V171H69ZM93 172V171H92ZM111 175L114 173L113 171H111ZM154 172V171H153ZM178 172V171H177ZM220 172V171H219ZM5 173V172H4ZM27 173V172H26ZM48 173V172H47ZM127 173V172H126ZM130 173V172H129ZM6 174V173H5ZM46 174V173H44ZM50 174V173H49ZM69 174V173H68ZM100 174V173H98ZM121 174V173H120ZM193 174V176H192ZM213 174H215V172H213ZM212 174V175H213ZM236 174V175H234ZM8 175V174H7ZM24 175V174H23ZM43 175V174H42ZM48 175V174H47ZM52 175V174H51ZM102 175V173H101ZM104 175V174H103ZM107 175V177H108ZM119 175V174H118ZM131 175V174H130ZM216 175V174H215ZM214 175V177H215ZM223 175V174H222ZM6 176V175H5ZM17 176V175H16ZM25 176V175H24ZM38 176V175H37ZM56 176H57V173H56ZM56 176H54L56 178ZM62 176V175H61ZM81 176V174H80ZM124 176V175H123ZM141 176V174H140ZM151 176V175H150ZM150 176H147V177H150ZM169 176V179H167ZM226 176V175H225ZM45 177V176H44ZM49 176H47L48 178ZM51 177V176H50ZM120 177V176H119ZM129 177V176H128ZM155 177V179H157V176H153ZM175 177H176V174H175ZM208 177V178H207ZM8 178V176H7ZM18 178V177H17ZM23 178V177H22ZM27 178V174H26V177L25 179ZM101 178V177H100ZM123 178V177H122ZM142 178V177H141ZM140 178V179H141ZM212 178V176H211ZM225 178V179H224ZM237 181H236V179ZM21 179V178H20ZM24 179V178H23ZM35 179H38V177H36ZM57 179H59L57 177ZM64 179V177H63ZM93 179V177H92ZM104 179V177H103ZM125 179H126V176H125ZM139 179V177H138ZM145 179V178H144ZM152 179V178H151ZM161 179V180H162ZM11 180V179H10ZM45 180H46V177H45ZM44 180V182H45ZM48 180V179H47ZM175 180V181H174ZM216 180V181H215ZM22 184L24 183V180H22ZM27 181V179H26ZM56 181V180H55ZM71 181V180H70ZM101 181V179L99 180ZM116 181V179L114 178L112 180V182L114 183ZM120 181H121V178H120ZM132 182L131 178H129V182ZM135 181V180H134ZM129 183L128 184H134L135 183ZM147 181V180H146ZM145 181V182H146ZM153 181L155 182L156 180L153 179ZM151 181V182H153ZM163 181V180H162ZM164 181V183H165ZM233 181V182H232ZM234 181L236 182V185L238 186V188H234ZM40 182H42V180H40L38 182V184H40ZM49 182V181H47ZM57 182V181H56ZM97 182V180H96ZM106 182V181H105ZM111 182V183H112ZM126 182V181H125ZM148 182H150L148 180ZM146 182V183H148ZM153 182V184H154ZM28 183V182H27ZM34 183L36 185L37 183V180L35 182L34 180ZM43 183V182H42ZM51 183V181H50ZM50 183H49V186H50ZM53 183V182H52ZM75 183V182H73ZM158 183V179H157V182L156 186H159L158 189H157V192L162 195H165L166 196V191L167 189L165 188L164 186V189H162L163 185L161 184H157ZM211 183V184H212ZM225 184V187H223V185ZM238 183L240 185H238ZM36 185V189L38 187V191L35 190V192L37 191V193H39V196L45 201L46 199V194L44 191V188L41 189V184H40V187L39 185ZM44 184V183H43ZM48 184V183H47ZM56 184V183H55ZM59 184V183H58ZM64 184V183H63ZM95 184V183H94ZM97 184V183H96ZM110 184V183H109ZM115 184V183H114ZM140 184V187L143 186L144 187H147V186H144V184L142 183V181L139 183H137L136 185L139 186ZM142 184V186H141ZM152 184V186H153ZM215 184V185H216ZM223 184V185H222ZM12 185V184H10ZM15 184L12 185V187L14 186ZM31 185V184H29ZM29 185L28 186V189H29ZM57 185V184H56ZM55 185V186H56ZM105 185V184H104ZM108 185V183H107ZM133 185V186H134ZM230 187H229V186ZM26 185L24 184L23 187H25ZM26 186V187H27ZM47 186V185H46ZM60 186H61V183H60ZM100 186V185H99ZM132 186V187H133ZM212 186V185H211ZM227 186V187H226ZM11 186H9L10 188ZM18 186H16L17 188ZM31 187H33L31 185ZM53 188V186H51ZM95 187V185H94ZM131 187V186H130ZM129 187V188H130ZM131 187V188H132ZM155 187V186H153ZM222 187L225 189L223 190ZM232 187V189H231ZM35 188V186H34ZM103 188V187H102ZM121 188V187H120ZM128 188V189H129ZM151 188V187H150ZM12 189V188H11ZM10 189V190H11ZM15 189V187H14ZM59 187H57L56 190H58ZM105 189V188H104ZM135 189H137V187L135 186ZM134 189V190H135ZM162 189V190H161ZM206 189V191H205ZM213 189V188H211ZM215 189V187H214ZM213 189V191H214ZM234 189V191H232ZM239 189H241L240 193L239 192ZM46 190V189H45ZM92 190V189H91ZM95 189H93L94 191ZM144 189H142L143 191ZM150 190V189H149ZM154 190V189H153ZM96 191V190H95ZM99 191V189H98ZM102 191V190H100ZM126 191V190H125ZM129 191V190H128ZM127 191V192H128ZM130 191L132 192V194H136V196L133 198L131 197V199L129 200L130 196L131 195L130 193L128 194L129 198H126L129 200V202H127V207H128V203H130L132 205V207H134V204L138 202V198L139 197V193L138 191L134 192L133 193V190L130 189ZM156 191V190H155ZM174 192V189L172 190ZM183 191V190H182ZM212 191V190H211ZM221 191V192H222ZM12 192V191H11ZM18 192V191H17ZM16 192V193H17ZM32 193V191H30ZM34 192V191H33ZM110 192V191H109ZM180 192H181V189H180ZM209 192V194H208ZM215 192V191H214ZM104 193V191H103ZM120 193V192H118ZM123 192L121 191V194ZM143 193V192H142ZM156 193V192H155ZM168 193V192H167ZM226 193V194H225ZM234 193H235V197H234ZM99 194V193H98ZM107 194V193H106ZM115 195L113 196H116L117 194L116 193H113ZM153 194V193H152ZM208 197H206V195ZM225 194V195H224ZM233 194V195H231ZM238 194V195H237ZM17 195V194H16ZM29 195V194H28ZM31 195V194H30ZM101 195V194H99ZM119 195V194H118ZM123 195H125V193H123ZM127 195V193H126ZM138 195V197H137ZM142 195V194H141ZM158 195V194H157ZM173 195V196H172ZM174 193L171 194V199L172 197H174ZM181 195V194H180ZM186 195H190L191 197H189V199L191 198V200H193L191 203H189V199H187V196ZM212 195V197L210 196ZM231 195V197H230ZM237 195V196H236ZM34 196V195H32ZM31 196V197H32ZM110 196V195H109ZM132 196V195H131ZM145 196V195H142L141 198ZM147 196V195H146ZM168 196V194H167ZM166 196V197H167ZM215 196V197H214ZM17 197V196H16ZM25 197V195H24ZM23 197V198H24ZM99 197V196H98ZM103 197V196H102ZM150 197V196H148ZM178 197V196H177ZM28 197H26L27 199ZM36 198V197H35ZM95 198V197H94ZM113 198V197H112ZM116 197H114L115 199ZM135 198H138L137 199V202H136V199ZM155 198V197H154ZM184 198V200H182ZM193 198V199H192ZM31 199V198H30ZM49 199V198H48ZM135 199V200H134ZM186 199V200H185ZM249 199V200H248ZM3 200V199H2ZM28 199H27V203H28ZM38 201V200H37ZM50 200H48V203H49ZM103 201V200H102ZM132 203H131V202ZM187 201V202H185ZM40 202H43L42 200ZM134 202V204H133ZM149 202V201H148ZM160 202V201H159ZM37 203V202H36ZM52 203V202H51ZM178 203V202H177ZM182 203V204H181ZM197 203V204H196ZM130 204H129V208H130ZM143 204V203H141ZM150 204V203H149ZM195 204V206L193 205ZM252 204L254 206H252ZM18 205V204H17ZM25 205V204H24ZM41 205V204H40ZM69 205V204H68ZM103 205V204H101ZM106 205V204H105ZM110 205V204H109ZM139 205V204H138ZM259 208H257V206ZM53 206V204H52ZM52 206H49L53 209H56L55 207H52ZM57 206V205H56ZM59 206V205H58ZM152 206V205H150ZM173 206V205H172ZM178 206V205H177ZM256 206V207H255ZM18 207V206H17ZM34 207V206H33ZM48 207V206H47ZM69 207V206H67ZM108 207V205H107ZM126 207V206H125ZM126 207V208H127ZM137 206H135L134 208L136 209ZM141 207V206H140ZM139 207V208H140ZM25 208V207H24ZM40 208V207H39ZM50 208V209H51ZM109 208V207H108ZM180 208V207H179ZM1 209H2V204H1ZM70 209V208H69ZM103 210V207L101 208ZM124 209V208H123ZM152 209V208H151ZM176 209V207H175ZM34 210V209H33ZM36 210V209H35ZM40 210V209H39ZM106 210V208H105ZM153 210V209H152ZM179 210V209H178ZM19 211V210H18ZM31 211V209H30ZM44 212V210H42ZM41 210L39 212L38 215H40L41 213H43ZM54 211V210H53ZM60 211V209H59ZM100 211V210H99ZM135 211L132 209V212ZM146 211V210H145ZM3 213V209L1 211ZM8 213V211H5ZM4 212V213H5ZM28 212V211H27ZM35 212V211H34ZM119 212V210H118ZM131 212V211H130ZM143 212V210H142ZM152 212V211H151ZM150 212V214H151ZM164 212H166L164 210ZM175 212V215H176V211H172V213ZM55 213V212H54ZM171 213V214H172ZM13 214V213H12ZM137 214V213H136ZM136 214L133 213L134 217L136 218ZM157 214V213H156ZM32 215V214H31ZM44 215V214H43ZM41 216V215H40ZM128 216V215H127ZM158 216V215H157ZM163 216V215H162ZM189 216V217H188ZM248 216V217H247ZM249 216H251V219L249 218ZM6 217V216H5ZM9 217V216H8ZM28 217V216H27ZM35 216H33L34 218ZM83 217V216H81ZM96 217V216H95ZM102 217V216H101ZM139 217V219H138ZM137 219L138 221L143 217L142 216H138ZM173 217V216H172ZM193 220H192V218ZM30 218V217H29ZM63 218V217H62ZM132 218V216H131ZM130 218V219H131ZM146 218V217H145ZM189 218H191V220H189ZM7 219V218H6ZM18 219V218H17ZM44 219V218H43ZM60 219V218H59ZM76 219V218H75ZM111 219V218H110ZM128 219V220H130ZM147 219V218H146ZM146 219H144L146 221ZM174 219V220H176ZM19 220V219H18ZM37 220V219H36ZM61 220V219H60ZM165 220V219H164ZM169 220V218L167 219ZM244 220V221H245ZM30 221V219L28 220ZM45 221V220H44ZM79 221V220H78ZM96 221V220H94ZM101 221V220H100ZM107 221V220H106ZM133 221V220H132ZM131 221V223H132ZM137 221V220H136ZM141 221V220H140ZM162 221V220H161ZM171 221V220H170ZM6 222V221H4ZM19 222V221H18ZM58 222V221H57ZM109 222V221H108ZM134 222V221H133ZM144 222V221H143ZM156 222V221H155ZM174 221H172V224H173ZM193 222V223H192ZM243 222V223H242ZM252 222V223H251ZM3 223V222H2ZM8 223V222H6ZM11 223V222H9ZM21 224H23V221H20ZM33 223V222H32ZM66 223V222H64ZM228 223V224H227ZM251 223V224H250ZM13 224V223H12ZM27 224V223H26ZM52 224H54L52 222ZM83 224V223H82ZM101 224V222H100ZM147 224H150V222H147ZM165 224V223H164ZM244 224V225H245ZM2 224H0L1 226ZM8 225V224H7ZM15 225V223H14ZM17 225V224H16ZM15 225V226H16ZM19 225V224H18ZM28 225V224H27ZM50 225V224H48ZM71 225V223H70ZM84 225V224H83ZM144 225V223H143ZM168 225V224H167ZM174 225V224H173ZM225 225V224H224ZM225 225V227H226ZM13 226V225H12ZM25 226V225H24ZM60 226V225H59ZM69 226V225H68ZM74 226V225H73ZM79 226V225H78ZM158 226V225H157ZM176 226V225H175ZM215 226V227H214ZM14 227V226H13ZM19 227V226H18ZM44 227V226H43ZM54 227V226H53ZM58 227V226H57ZM103 227V226H102ZM152 227V226H151ZM150 227V228H151ZM158 227H161V226H158ZM166 227V226H165ZM174 227V226H173ZM231 227H228V230H232ZM245 227V226H244ZM22 228V227H21ZM50 228V227H48ZM55 228V227H54ZM68 228V227H67ZM141 228V227H140ZM148 228V227H147ZM157 228V227H156ZM154 228V229H156ZM227 228V227H226ZM231 228V229H229ZM19 229V228H16V230ZM24 229V228H23ZM75 229V228H74ZM80 229V228H79ZM133 229V228H131ZM154 229H150L148 230L147 232H151L153 233V230ZM168 228H166L167 230ZM171 229V228H170ZM236 229H238L236 227ZM2 230V229H1ZM6 230V229H5ZM13 230V228H12ZM38 230V229H36ZM44 230V229H43ZM57 230V229H56ZM66 230V229H65ZM234 230V229H233ZM9 231V230H8ZM11 231V230H10ZM20 231V229L18 230ZM25 231V230H24ZM22 231V232H24ZM30 231V230H29ZM40 231V229H39ZM69 231V230H68ZM79 231V230H78ZM81 231V230H80ZM79 231V232H80ZM141 231V230H140ZM216 231V230H215ZM220 231V230H219ZM229 231V233H230ZM17 232V231H15ZM28 231L25 232V234L27 233ZM38 232V231H37ZM66 232V231H65ZM83 232V231H82ZM84 232H86V228H84ZM83 232V234H84ZM174 232L171 231V233H169V235H171L172 233ZM192 232V233H191ZM196 232V233H194ZM244 232V231H243ZM242 232V233H243ZM8 233V232H7ZM6 233V234H7ZM13 233H14V230H13ZM33 233V232H32ZM54 233V232H53ZM71 233V232H70ZM145 233V232H144ZM163 236H162V234ZM209 233V232H208ZM213 233V231H212ZM241 233V234H242ZM11 234V233H10ZM28 234V233H27ZM42 234V233H41ZM55 234V233H54ZM157 234H158V231H157ZM192 234V236H191ZM194 234V235H193ZM198 234V235H197ZM207 234V232H206ZM215 234V233H214ZM218 234V233H216ZM215 234V235H216ZM231 234V233H230ZM8 235V234H7ZM18 235V233H17ZM16 235V236H17ZM24 235V234H23ZM22 235V237H23ZM63 235H67L66 234H63ZM74 235V234H73ZM78 235V234H77ZM77 235L75 236V238L77 237ZM86 235V234H85ZM205 235V234H204ZM210 235V234H209ZM214 235V236H215ZM221 235V234H220ZM20 236V235H19ZM25 237H27V235H24ZM59 236V235H58ZM84 236V235H83ZM135 236V235H134ZM206 238L208 235H205ZM213 236V237H214ZM24 238H21V240H24ZM61 237V236H60ZM74 237V236H73ZM82 236L78 237V238H81ZM147 237V236H146ZM172 237V238H171ZM218 239H219V236H217ZM216 237V238H217ZM15 238V237H14ZM29 238V237H28ZM37 238V237H35ZM34 238V240H36ZM72 238V237H71ZM74 238V240H75ZM154 238V236L152 237ZM223 238V237H222ZM238 238V237H236ZM55 239V238H54ZM66 239V238H64ZM146 239H149V238H146ZM159 239H157L159 241ZM174 239V240H173ZM193 239V240H194ZM213 239V238H212ZM12 240V239H11ZM16 240V239H15ZM18 240V239H17ZM16 240V241H17ZM57 240V239H56ZM67 240V239H66ZM70 240V239H69ZM72 240V239H71ZM77 240V238H76ZM80 240V239H78ZM138 240V239H137ZM206 240V239H205ZM209 240V239H208ZM6 241V240H5ZM38 241V240H37ZM82 241V240H81ZM80 241V242H81ZM88 241V240H87ZM142 241V240H141ZM158 241H156L158 243ZM214 241V240H213ZM12 242V241H11ZM15 242V241H14ZM28 242V241H27ZM30 242V241H29ZM28 242V243H29ZM35 242V241H34ZM55 242V241H54ZM79 242V241H78ZM77 242V244H78ZM91 242V241H90ZM144 242V241H142ZM206 242H208L206 240ZM204 242V243H206ZM218 242V241H217ZM220 242V241H219ZM225 242V241H224ZM233 242V243H232ZM237 242V241H236ZM5 243V242H4ZM21 243V242H20ZM25 243V242H24ZM32 243V242H31ZM37 243V242H36ZM61 243V242H60ZM59 243V244H60ZM66 244H64L65 247L68 246H71L73 245V243H70L68 242H65ZM149 243V242H148ZM160 243V242H159ZM158 243V244H159ZM163 243V242H162ZM193 243V242H192ZM203 243V242H202ZM209 243V242H208ZM238 243V242H237ZM16 244V243H15ZM40 245V243H38ZM80 244V243H79ZM144 244V243H143ZM146 244V243H145ZM161 244V243H160ZM171 244V245H172ZM194 244V243H193ZM211 244V242L209 243ZM18 245V242L17 244ZM21 245H23L21 243ZM26 245V244H25ZM42 245V244H41ZM40 245V246H41ZM45 245V244H44ZM93 245V244H92ZM156 245V244H155ZM154 245V246H155ZM236 245V246H235ZM28 246V247H27ZM25 247L29 248V245H27ZM38 246V245H37ZM57 246H58V243H57ZM62 246V244H61ZM60 246V247H61ZM75 246V244H74ZM73 246V247H74ZM89 246V245H87ZM91 246V245H90ZM143 246V245H142ZM153 246V245H152ZM162 246V245H161ZM160 246V247H161ZM195 246V247H194ZM204 245H202L203 247ZM225 246V247H226ZM257 246H260L259 248L260 251L259 253L257 252L258 250V247ZM5 247V246H4ZM23 247V246H22ZM21 247V248H22ZM36 247V246H35ZM42 247V246H41ZM50 247V246H49ZM59 247V248H60ZM63 247V246H62ZM82 247V246H81ZM136 247H137V244H136ZM135 247V248H136ZM141 247V246H140ZM147 247V246H146ZM157 247V246H156ZM171 247V246H170ZM200 247V246H199ZM206 247V246H204ZM209 247V246H208ZM207 247V248H208ZM8 248H9V245H8ZM14 248H17V247H14ZM40 248V247H39ZM47 248V247H46ZM55 248H58L55 246ZM69 248V247H67ZM84 248V247H83ZM90 248V247H89ZM94 248V247H93ZM93 248H91L93 250ZM165 248V247H164ZM163 248V249H164ZM219 248V247H218ZM235 248H237L238 250L235 251ZM6 249V248H5ZM13 249V248H11ZM42 248H40L39 252L37 255H39L40 253L44 252L41 250ZM52 249V248H51ZM62 248H60L61 250ZM91 249L89 251H91ZM138 248H136L137 250ZM170 249V248H169ZM205 249V248H203ZM226 249V248H225ZM257 249V250H256ZM45 250V249H44ZM68 250V249H66ZM71 250H74V249H71ZM87 250V251H88ZM95 250V249H94ZM189 250V249H188ZM186 250V251H188ZM218 250V249H216ZM221 250V249H220ZM223 250V249H222ZM16 251V250H14ZM29 251V249H28ZM34 251H37V250H34ZM49 251V250H48ZM69 251V250H68ZM148 251V250H147ZM147 251H145V253H147ZM164 251V250H163ZM169 251V250H168ZM174 251V252H175ZM196 251V250H194ZM204 251V250H203ZM12 252V251H11ZM33 252V250H32ZM72 252V251H71ZM96 252V251H95ZM160 251H158L159 253ZM172 252V250H171ZM181 252V251H180ZM179 252V254H180ZM184 252V250L182 251ZM181 252V253H182ZM205 252V251H204ZM218 252V251H217ZM215 252V253H217ZM220 252V251H219ZM257 252V253H256ZM261 252V253H260ZM7 253V252H6ZM19 253V252H18ZM30 253V252H29ZM48 252H46L45 254H47ZM51 253V252H50ZM50 253H48L50 255ZM66 253V252H65ZM144 252L141 251V254L143 255ZM163 253V252H161ZM178 254V252H176ZM175 253V254H176ZM193 252L189 253V256H187V253H186V256L187 257H190V254H192ZM203 253V252H202ZM209 253V252H208ZM221 253V252H220ZM17 254V253H16ZM54 254V253H53ZM64 254V253H63ZM81 254V253H80ZM169 254V253H167ZM166 254V255H167ZM197 254V253H196ZM204 254V253H203ZM202 254V255H203ZM219 254V253H217ZM253 254H259V258H255L253 256ZM19 255V254H18ZM24 255V254H23ZM28 255V254H27ZM37 255L35 254L32 258V255L31 257L28 256L29 258H31V260H39L40 258V261L37 263L39 264L42 260L41 258L43 259L44 258V254H42L41 257H37ZM148 255V257L146 256V258H148L147 260H145L146 258L144 257V262H146L145 264H157L154 257H152L150 254H146ZM151 257H150V256ZM154 255V254H153ZM161 255V254H160ZM171 255V254H170ZM181 255V254H180ZM182 255H184V253H182ZM200 255V254H199ZM205 255V254H204ZM203 255V256H204ZM226 255V256H225ZM8 256V255H7ZM62 255H60L61 257ZM64 256V255H63ZM72 256V255H71ZM139 256V254H138ZM145 256V255H143ZM157 256V251H156V255ZM169 256V255H168ZM174 256V254L172 255ZM171 256V257H172ZM194 256V255H192ZM225 256V258H224ZM228 256V257H227ZM16 257H19V256H16ZM25 257V256H24ZM28 257H26L28 260H30ZM59 257V258H60ZM83 257V256H82ZM141 257V256H140ZM149 257L151 259H149ZM164 257V256H163ZM170 257V256H169ZM176 257V256H175ZM183 257V256H182ZM184 256V258H187ZM208 257V256H207ZM23 258V257H21ZM21 258L19 260H21ZM47 258V257H46ZM68 258H71V260L73 259V257H70V254H69V257ZM81 258V257H80ZM87 258V257H86ZM85 258V259H86ZM161 258V257H160ZM159 258V259H160ZM174 258V257H173ZM173 258L171 260H173ZM177 258L179 259V255L177 256ZM58 259V258H57ZM61 259V258H60ZM65 259H66V255H65ZM157 259H158V256H157ZM163 259V258H162ZM162 259L161 261L158 263L162 264ZM165 259V258H164ZM163 259V260H164ZM168 259V258H167ZM175 259V258H174ZM177 259V260H178ZM196 259V258H195ZM201 259V258H200ZM204 259V258H203ZM27 260V261H28ZM67 260V259H66ZM87 260V259H86ZM85 260V261H86ZM143 260V257L142 259ZM140 260V263H143L142 261ZM170 261V258L168 259ZM206 260V259H205ZM23 261V259H22ZM21 261V262H22ZM26 261V260H25ZM54 261V260H53ZM52 261V262H53ZM57 261V260H56ZM59 261V260H58ZM91 261V260H90ZM138 261V260H137ZM167 261V260H166ZM175 261V260H173ZM182 261V260H181ZM184 261V259H183ZM207 261V260H206ZM206 261L203 262L206 264ZM210 261V260H209ZM217 261V262H216ZM37 262V261H36ZM50 262V263H52ZM60 262V261H59ZM59 262L57 264H59ZM73 262V260H72ZM82 262V261H81ZM89 262V261H88ZM139 262V261H138ZM185 262V261H184ZM196 262V261H195ZM200 262V261H199ZM198 262V264H199ZM43 263V262H41ZM71 263V262H70ZM85 263V262H84ZM102 263V262H101ZM110 263V262H109ZM168 263V262H167ZM173 263V262H172ZM187 263V261H186ZM203 263H200V264H203ZM209 263V262H208ZM13 264V263H12ZM16 264V263H15ZM22 264V263H21ZM30 264V263H29ZM31 264H36V263H31ZM44 264H47L44 262ZM63 264V263H62ZM73 264V263H71ZM96 264V263H95ZM144 264V263H143ZM165 264V263H163ZM178 264V262H177ZM180 264V263H179ZM185 264V263H183ZM213 264V263H212Z\"/></svg>",
	"mask_w": 264,
	"mask_h": 264
},
{
	"label": "rangeland",
	"instance_id": "2",
	"mask_svg": "<svg viewBox=\"0 0 264 264\" xmlns=\"http://www.w3.org/2000/svg\"><path fill=\"white\" fill-rule=\"evenodd\" d=\"M14 3H12L11 2V0L9 1V0H0V6L2 7V9L5 11V13H6V16L7 17H4L5 19H7V20H5L4 21V23L6 22V21H8L7 22V29H6V27H4L5 29H1V31H3V33H5L4 35L5 36H7V34H8V37H10V38H13L14 36H16L17 34L18 35H20V40H18V43H19V45H20V47H19V45H17V48H16V46H13V50L14 51H16V49H18L19 48V50H17V51H22L23 50V47L24 48H28V47H30V48H33V49H35L36 51H38L39 50V46H37V45H39L38 44V42H37V39L35 38V36L34 37H32V36H30V35H28V34H23L22 33V30L21 29H14L13 30V28H16L15 26H17L16 24H15V22H17L18 24L19 23H21V24H23V22H24V20H26V19H24V18H27V19H32V17H34L35 16V14L37 13V12H39L40 10H42V8H43V6L42 5H45L46 4V2L44 1V4H41V2H43V0L41 1V0H12ZM21 3H19V2ZM40 1V2H39ZM61 1H66V0H61ZM69 1L70 0H67L66 2H68L69 3ZM78 3H76V2ZM103 1V0H102ZM108 2L109 3V5H110V7H111V9L109 10V11H111V13H112V15H111V13H105L106 12V10L104 11V12H102V7L104 6V3L103 2ZM105 1H103L101 4L103 5H101L99 2H101L100 0H71V3H73L74 2V4L76 5H78L79 6V9H78V6L76 5V7H77V11H78V15H77V11H76V17L75 18H77L78 20H79V22H80V18H81V22L82 23H84L85 22V24H87L86 26H88V24H89V29L91 28L92 30H94V29H96L97 28V30H98V27H99V32H100V29H101V32L102 33H104L105 32V34L108 32V31H110V28H111V34H110V32L109 33H107L108 35H113L112 33V29H114L113 28V25L111 24V23H113L114 24V20L116 19V20H118L120 17H119V12H121L120 11V9H119V6L120 5H122V3H123V1L125 2V3H127V1H130V0H105ZM133 1V0H132ZM2 2V3H1ZM9 2H11V3H9ZM26 2V3H25ZM29 2V3H28ZM88 2V3H87ZM67 3V4H68ZM99 3V4H98ZM116 3H118V4H116ZM121 3V4H120ZM129 3H132L131 1L129 2ZM5 4H7V5H5ZM94 4V5H93ZM115 4V5H114ZM18 5H19V7H18ZM21 5H26V6H24V8L21 6ZM74 5V6H75ZM100 5V6H99ZM8 6V7H7ZM72 6V5H71ZM95 6V7H94ZM102 6V7H101ZM22 7V8H21ZM45 7V6H44ZM85 7V9H83ZM88 7V8H87ZM98 7V8H97ZM114 9H113V8ZM118 7V8H117ZM122 7V6H121ZM5 8H7V9H5ZM11 8V9H10ZM80 8L82 9V10H80ZM90 8V9H89ZM117 8V9H116ZM9 9V10H8ZM23 9V10H22ZM37 10V11H35V10ZM100 9V10H99ZM12 12H14V13H12ZM14 10V11H13ZM18 10V11H17ZM30 10H31V12H30ZM85 10V11H84ZM95 10V11H94ZM8 11H9V13H8ZM80 11V12H79ZM81 11L82 12H84V14L83 13H81ZM92 11V12H91ZM25 12H26V14H25ZM34 14H33V13ZM96 12V13H95ZM99 12V13H98ZM102 12V13H101ZM18 13V14H17ZM90 13V14H89ZM98 13V14H97ZM105 13V14H104ZM237 13H239V14H237ZM240 13L241 12H236V17L238 16V19L240 18ZM13 14V15H12ZM242 14V13H241ZM21 15V16H20ZM25 15H26V17H25ZM29 15V16H28ZM83 15H85L84 17H82ZM88 15V16H87ZM101 16V17H99V16ZM106 15V16H105ZM121 15V14H120ZM15 16V17H14ZM24 18H23V17ZM74 16H75V13H74ZM90 16H91V18H90ZM93 16H95V17H93ZM97 16V17H96ZM243 15H241V17H242ZM29 17V18H28ZM67 17H69V19L68 20H66L65 22L64 21H62V22H64V23H67V25H65V27H61V29L60 30H58V32L60 31V33H58V34H60L62 37H60L59 35V37H60V39H61V41H60V39L58 40V41H55V42H53V41H51V45H50V48H51V53L53 54L52 55V61H51V64H50V66H49V64L48 63H50V62H48L47 63V60H46V58H41L42 60H41V64L39 63V65H40V67L38 66V68L39 69H41V72H40V70L38 71L36 68H34L35 66H33V68L31 67V66H28V65H26V67L28 68V70H26V69H24V68H26V67H24V66H22L21 67V71L19 72V73H17V77H15V78H17V81H15V83H17L16 84V86L18 87L19 86V88H17L16 86H12V85H8V88H6V87H4V89H0V95L2 96L1 98H0V151L2 150L3 151V153H2V151L0 152L1 154H0V156L2 155V157L0 158V224H2L1 226H0V264H31V263H38L39 261H40V258H39V260H31V258H29L28 256H30L31 257V255H32V258L33 257H35L34 255L36 254H38V252H39V250H40V248H42L41 250L42 251H44V252H42V253H40L39 255L41 256L42 254H44V258L42 259L41 258V262H43V263H39V264H44V262L45 263H47V264H57L59 261V264H71V263H73V264H145L146 262H144L145 260H147L148 258H146V256L148 257V255H146V254H150L152 257H154V259H155V261H156V263L157 264H159L158 263V261L157 260H159V262L161 261V259L163 258H165L164 260L162 259V264L163 263H165V264H177V262H178V264L180 263V264H183V263H185V264H198V262H199V264L200 263H203V262H205L206 260V264H216L215 263V260H217L218 258L217 257H215V256H218V255H220L221 254V256H222V254H226V252L227 253H229L228 252V250H227V246H226V242L227 241H229V237L230 236H232V240H234L233 239V237L235 238V240L238 242H236V241H234V243L233 244H239L238 246H237V248L242 244H240L239 242L241 241H244V240H242V239H245L244 238V236H246V232L248 231V225H246V224H249V222L248 223H246V221H249V219L247 218L246 220H245V217H244V219H243V224H241L242 225V227L243 228H245L246 229V226L248 227L247 228V230H246V232H245V230H242L243 228L241 227V225L239 226V225H237L236 227L238 228V229H236V227L235 228H232L231 227V225L230 226H228V225H226V222H227V217H226V221H224L223 219H222V221L221 222H219V221H217L216 222V224L218 225L217 227L218 228H214V229H208L207 231H206V229H205V231L203 232L205 235H208L207 236V238H206V236L203 234V235H201L203 238H201V240H200V243H201V245L199 244V242L197 243L196 241H195V239L198 237H196L195 239H194V237L192 236V234H191V236L193 237V239H192V241H190L191 242V244L190 245H195V243L196 244H198V246L197 245H195V246H197L196 248H194V250H196V251H192L191 249L193 248V246H189V244H188V247L187 246H182L181 248H183V247H186L187 249H179V250H177V251H175L176 249H178L179 247H180V245L181 244H179L178 242H176V244H175V241H174V245H175V247H176V249L174 248V245L171 243V242H164L165 240H169V241H171L170 240V236H174V233H175V231H176V229H181V228H178V218H179V213H181V211H180V209H181V207H182V205L180 206V202H182L181 201V199H180V197L185 193H187L186 192V190H184V189H182V188H180L181 187V185H180V176H181V172H184V169L186 168H183L182 166H184L183 164H181L180 163V159L177 161V158H179L180 156L178 155L179 154V152H181L182 151V149H181V144H180V142L178 141L179 140V136H177L178 138H176V141H175V139H173L172 140V142L170 141L172 138H175L174 136H176L175 134L173 135L172 134V132L169 130V132H171V133H167L168 132V129H167V131H166V128H169L170 127V123H168V121L171 119H168V118H166V117H168L169 116V112H170V109H171V112H170V114L171 113H173V116L172 117H174V114H175V116H176V118L174 117L173 119H178V114H176V112L177 111H175L174 112V110H173V108L172 107H170L168 104H170V103H167V102H165L164 100L165 99H162L163 98V95H161L162 93L165 95L166 94V96H164V98H168V96H167V93H165L166 91V89L168 88V82L167 81H169V80H167L166 82L168 83L165 87H164V85L166 84H164L163 82H165V76L163 77L164 78V81H162L161 83H160V81H159V79H158V77L160 78L161 77V71H162V63H160L162 60H163V57L165 58V56H164V53L167 51L168 52V56H169V58L170 57H172L173 55H174V53H175V51L176 50H174V48H172V50H171V48L169 47V48H166V51H164L165 50V48L163 49V46H162V41H163V36H159V34H155V39H157L158 38V42H156L157 44L159 43V44H161V45H158L159 47H161V48H159V47H157L156 46V49L157 50H154V52H152V53H150L147 57H149V59H145V60H147V61H145V60H143L142 59V62H144L145 61V63H143V67L145 68V70H143L142 69V74H141V77H140V81L138 82L139 83V85L142 87L143 86V89L144 88H147V86L148 85H150V83H151V81L153 82V83H151V85H152V87H150L149 89H154L155 88V90L157 89V93H155L154 94V92H156V91H153V94H154V96H155V98H153L154 100V108L156 107V110L158 111H156L155 113L153 112V114H157V115H155L154 116V118H153V116H152V119L155 121H153L155 124L156 123H158L157 124V127H158V125H159V127L158 128H156V132L154 131H152V130H149L148 129V131H151V132H149V133H152V135H151V137H149L148 138V140H152V141H150V143H146V141L145 140H147V139H145L144 137L146 136L144 133H147V131L145 132L144 131V133H142V131L141 130H143L144 128L146 129V126H147V128H149L150 127V124H152L153 122H152V119H149L148 118V122H147V117H144L145 118V120H143L144 118H141L140 120H138V122H139V124H136L135 123V125L133 126V124L131 125V127L130 128H127V130H125L124 131V129L122 130L123 132H124V134L122 135V133H118V136L116 137V136H114V133H113V129H111V127L110 126H108L107 128H106V118H104L105 117V115H104V117L102 116L103 115V113L101 114H99V112H97V109H96V111H95V106H97V107H102V108H104V107H106V105L108 104H106V102L104 103V101L102 102V100H100L101 99V97L100 96H104V93H103V95H101V88L103 87V84L104 85H106L104 88H105V90H106V88H107V86L109 85L110 86V82L108 83L106 80H104L103 78H101L102 76V71H103V69H105L104 68V66H107V65H105L106 63H108V66H109V68H110V66H113L112 68H114V63L112 62V59H110V58H108V56H109V53L107 54H105L104 55V53L105 52H107L108 50L107 49H104L105 50V52H104V50H103V53L100 55V56H102V57H104L105 59V61H103V62H105V63H102V65H101V68H102V71L100 70L101 68H99L98 69V67H93V64H92V61H94V60H92V58H93V54H92V51H90L91 49L89 48V46H86V45H84L83 46V42L81 41V44H82V46L84 47L83 49H85V51H84V53L83 54H85V56L83 57L82 55H80V59H79V57L76 55L77 53H78V50H77V48L75 47V45H73V48H72V43L71 44H69V41L67 42L66 40H64V38L65 39H67L68 37L67 36H69V34L70 33H77V30H75V31H68V30H72L73 28H75V24H73V22H72V25H70V23H71V21L69 22V20H71V15L70 16H67ZM109 17V18H108ZM118 17V18H117ZM9 18V19H8ZM16 18V20H14ZM88 18V19H87ZM103 18H104V20H103ZM77 19H76V21H77ZM92 19H94V20H92ZM112 19V20H111ZM237 19V18H236ZM12 20V21H11ZM87 20V21H86ZM88 20H90L89 22H88ZM106 20V21H105ZM115 20V21H116ZM239 20H241V19H239ZM11 21V22H10ZM101 21V22H100ZM10 22V23H9ZM61 22V23H62ZM98 22V23H97ZM9 23V24H8ZM61 23L59 24V27L61 26ZM98 25H97V24ZM63 24V23H62ZM92 24V25H91ZM94 24V25H93ZM105 24V25H104ZM63 25V26H64ZM14 26V27H13ZM77 26V25H76ZM104 26V27H103ZM112 26V27H111ZM0 27H1V25H0ZM9 27V28H8ZM69 27H71L70 29H69ZM96 27V28H95ZM106 27H107V30L105 31L104 30V28L106 29ZM67 28V30H65ZM102 28H103V30H102ZM64 29V30H63ZM76 29V28H75ZM11 32H10V31ZM18 30V31H17ZM20 30V31H19ZM30 30V29H29ZM91 30V31H92ZM115 30V29H114ZM113 30V31H114ZM8 31V32H7ZM31 31V30H30ZM156 30H153V32H155ZM14 32V33H13ZM18 32V33H17ZM21 32V33H20ZM62 32V33H61ZM69 32V34L66 36V34ZM116 32H117V30H115L114 31V33L116 34ZM157 33V32H156ZM22 34V35H21ZM78 34V33H77ZM215 35H217V34H215ZM3 36V35H2ZM66 36V37H65ZM159 36V37H158ZM218 36H219V38H218ZM244 35H242L241 36V38H244L243 37ZM4 37V36H3ZM7 37V38H8ZM154 37V36H153ZM157 37V38H156ZM216 38H218L217 40L219 41V42H223V38L221 37V35H219V32H218V35L217 36H215ZM5 39L4 40H6V37H4ZM10 38L9 39H7L6 41H7V43H8V45H9V41H11L10 40ZM30 38V39H29ZM161 38V39H160ZM213 38V37H212ZM63 39V40H62ZM69 39V38H68ZM114 39V40H113ZM112 40L114 41V42H116V46L118 47V43L119 42H121L120 40H119V38H118V43H117V37H116V39L115 38H113ZM160 40V41H159ZM162 40V41H161ZM214 40V39H213ZM64 41H66L67 42V44L70 46H67L66 45V47L68 48H66L68 51H71V53H69V55L66 57V55H64V54H68L67 53V51H66V53H64L63 52V54H62V49L60 50L61 51V53L59 52V47L57 48V46L60 44V43H63L64 44ZM140 41V40H139ZM247 41H249L248 39L247 40H245V42L244 43H249L250 44V42H247ZM34 42H35V44H34ZM60 42V43H59ZM36 43H37V45H36ZM57 43V44H56ZM59 43V44H58ZM25 44H27V45H25ZM123 44V43H122ZM122 44H120L119 43V45H120V47L122 46V48L123 49H121V50H123V52H124V55L126 54V52H128V55H129V53H130V51L128 50V49H126L127 47L125 46V45H122ZM57 45V46H56ZM23 46V47H22ZM26 46H28V47H26ZM52 46V47H51ZM88 49H90V50H87V48ZM91 47V46H90ZM49 48V47H48ZM49 48V49H50ZM54 48V49H53ZM70 48H72V49H70ZM247 48V47H246ZM58 49V50H57ZM168 49V50H167ZM254 49V48H253ZM253 49H252V52H253ZM161 50H162V53L159 55V53L161 52ZM171 50V51H170ZM16 51V53H18ZM54 51V52H53ZM126 51V52H125ZM160 51V52H159ZM251 51V50H250ZM72 52H75V53H72ZM87 52V53H86ZM166 52V53H167ZM20 53V52H19ZM91 53V54H90ZM154 53H155V55H154ZM176 53H177V51H176ZM151 54H152V56L154 55V57H155V63H156V61L157 62H159V63H156L157 65H154L153 63H151V61L150 60H154V57H152L153 59H151ZM215 54V53H214ZM214 54H212V56L213 57H215V55ZM20 55H21V53H20ZM55 55V56H54ZM61 55V56H60ZM107 55V56H106ZM157 55H159V56H161L160 58H159V56H157ZM18 56H19V54H18ZM54 56V57H53ZM91 56V57H90ZM99 56V57H100ZM106 56V57H105ZM125 56H127V54L125 55ZM130 56H138V53L137 52H133L132 54L130 53ZM129 56V57H130ZM176 56V54L174 55V57ZM73 57H75V58H77L78 59V61L75 59V58H73ZM82 57V58H81ZM102 57H100L99 59H102ZM110 57V56H109ZM129 57H127V58H129ZM174 57H173V59H174ZM20 58V57H19ZM86 58V59H85ZM98 59V61H100ZM108 59H110V60H108ZM157 59V60H156ZM172 59V58H171ZM84 60H85V62H84ZM43 61H44V64H43ZM46 61V62H45ZM65 61V62H64ZM89 62V64H91V65H89V64H87L88 62ZM102 61H100V62H102ZM164 62H165V60H163ZM63 62L65 63V64H63ZM99 62V63H100ZM111 62V63H110ZM48 65H47V64ZM52 63H53V65H52ZM67 63V64H66ZM71 63H72V65H71ZM98 62H97V65L99 64ZM44 66H43V65ZM47 65V67H46V65ZM57 64L59 65V67L57 66ZM82 64V65H81ZM110 64V65H109ZM145 64V65H144ZM61 65H62V67H61ZM64 65V66H63ZM154 66V68H152V66ZM158 65H160V66H158ZM51 66H53L54 67V69H53V67H51ZM72 66V67H71ZM41 67H43L44 68V70L41 68ZM52 68L53 69V71H55V70H57L56 72H58V71H61V72H59L60 73V79L62 80V81H60V79L58 78H54L55 79V81H54V79L52 80L51 78H49V77H51L50 76V74L52 73L51 72V70H49V69H46V68ZM64 67H66V69L64 68ZM71 67V68H70ZM85 67V68H84ZM94 69H93V68ZM142 67V68H143ZM158 67V68H157ZM63 68H64V70H65V72L64 71H62L63 70ZM150 69V71H151V75L149 76L148 75V73L150 72L149 71V69ZM157 68V69H156ZM159 68L161 69V71L159 70ZM46 69V70H45ZM61 69V70H60ZM70 69V70H69ZM96 69H98V71L96 70ZM153 69H156V70H158V72L156 73H153V74H155V75H152V71H153ZM35 70V71H34ZM47 70H49L48 72H51V73H48L47 72ZM67 70V71H66ZM76 70V71H75ZM81 70V71H80ZM101 72H100V71ZM32 71V72H31ZM44 71V72H43ZM82 71H84V72H82ZM97 71V72H96ZM144 71V72H143ZM155 71V70H154ZM153 71V72H154ZM171 72H174L173 71V69H171L170 70ZM169 71V73H167V74H170L171 72ZM34 72V73H33ZM38 72H40V74L41 73H43V74H47L48 73V76L46 75V77H45V75H42V76H39L40 74L38 73ZM92 72V73H91ZM30 73V74H29ZM54 73V72H53ZM53 73H52V75H53ZM66 73V74H65ZM85 73V74H84ZM143 73H146L147 74V77H148V85L147 86H145V84H144V82L143 81H145V76L143 75ZM160 73V74H159ZM163 73V72H162ZM0 74L2 75L3 74V72L1 73L0 72ZM69 74V75H68ZM90 74V75H89ZM98 74H100L99 76H98ZM156 74H157V77H156ZM158 74H159V76H158ZM164 74V73H163ZM162 74V75H163ZM24 75V76H23ZM31 75V76H30ZM65 75V76H64ZM68 75V76H67ZM104 75V74H103ZM16 76V75H15ZM21 76V77H20ZM152 76H154V77H152ZM168 75H166V77H167ZM104 77V76H103ZM156 77V79H154ZM3 78H5V77H3ZM2 78V80H4ZM22 78V79H21ZM66 78V79H65ZM145 78V79H144ZM44 79V80H43ZM56 79H57V81H56ZM69 79V80H68ZM96 79V80H95ZM144 79V80H143ZM151 79V80H150ZM168 79H169V77H168ZM19 80V81H18ZM41 81V83L39 82V81ZM48 80V81H47ZM62 83V84H60V82ZM156 80V81H155ZM24 81V82H23ZM30 81V82H29ZM32 81V82H31ZM46 81V82H45ZM50 81H52L53 82V85L56 83V85L54 86V87H57V91H60V94H59V98H57L58 100H57V102L59 103H57V102H55L54 101V103H56V104H54V103H49V104H47L48 106L46 107V106H43V103L44 102H42V100L40 99V98H42L41 96H40V91L41 90H47V87H46V84H47V82H50ZM96 81V82H95ZM101 81V82H100ZM103 81H106V82H104L103 83ZM111 81V80H110ZM149 81H150V83H149ZM159 81V83H158V85L160 84V86H158L156 83ZM36 82V83H35ZM37 82H38V84H37ZM87 82V83H86ZM100 82V83H99ZM146 82V81H145ZM146 82V83H147ZM156 82V83H155ZM13 83V82H12ZM11 83V84H12ZM32 83V84H31ZM40 83V84H39ZM92 85H91V84ZM99 83V84H98ZM107 83V84H106ZM155 83V85H153ZM19 84H23L22 86L21 85H19ZM27 84H28V86H27ZM59 84V85H58ZM163 84V85H162ZM171 84V83H170ZM41 89H39L37 86ZM61 85V86H60ZM81 85V86H80ZM90 85V86H89ZM136 85H138V84H136ZM158 86V88L157 87H155V86ZM163 86V88H162V90H160L161 89V87ZM12 87V91H9V89ZM22 88H21V87ZM30 86V87H29ZM35 86V87H34ZM43 86V87H42ZM60 86V88H59V90H58V87ZM133 86V85H132ZM132 86L130 87V91H131V88H132ZM139 86V87H140ZM80 87V88H79ZM134 87V86H133ZM138 87V86H137ZM140 87V88H141ZM167 87V88H166ZM6 88V89H5ZM14 88V89H13ZM16 88V89H15ZM33 88V89H32ZM38 88V89H37ZM82 88H83V90H82ZM24 89V90H23ZM27 89V90H26ZM86 89V90H85ZM109 89V88H108ZM139 89V88H138ZM165 89V90H164ZM2 90V91H1ZM11 90V89H10ZM20 90V91H19ZM61 90H62V92H61ZM104 90V89H103ZM102 90V92H104ZM132 90H133V88H132ZM140 90V89H139ZM168 90V89H167ZM6 91L9 93V94H11L12 93V95H9L8 93H6ZM26 91V92H25ZM37 91H39V92H37ZM94 91H96V94L94 93ZM160 91V92H159ZM169 91V90H168ZM16 92V93H15ZM75 92V94H73ZM82 92H83V94H82ZM97 92H99V93H97ZM13 93L15 94V95H13ZM18 93V94H17ZM24 93V94H23ZM36 93V94H35ZM42 93V92H41ZM57 93H59V92H57ZM63 93V94H62ZM107 93V92H106ZM169 93V95H170V92H168ZM29 94V95H28ZM39 94V95H38ZM79 94V95H78ZM80 94H82V95H80ZM98 94V95H97ZM6 95V96H5ZM8 95V96H7ZM33 95V96H32ZM75 95V96H74ZM92 95H94V96H92ZM5 96V97H4ZM39 96H40V98H39ZM68 96V97H67ZM85 96V97H84ZM92 96V97H91ZM97 96H98V98H97ZM6 97H8V101H7V98ZM80 97V98H79ZM82 97V98H81ZM83 97H84V99H85V101L84 100H82L83 99ZM91 97V98H90ZM95 99H94V98ZM105 97H106V100L110 97V96H107V95H105ZM159 98V99H157V98ZM5 98H6V101H5ZM70 99V101H68L69 99ZM100 98V99H99ZM166 98V99H167ZM4 99V100H3ZM63 99V101L65 100L66 102V104L65 105H63V103H61V100ZM72 99V100H71ZM74 99L76 100V101H81L80 102V104H76L75 103V101H74ZM93 99H94V101H96V102H98V104H96L95 105V103L96 102H94L93 101ZM98 99H99V101H98ZM103 100H104V97L102 98ZM157 99V100H156ZM50 100H52V98L50 99ZM54 100V99H53ZM86 100H87V102H88V100H89V104H87L86 103ZM105 100V101H106ZM62 101V102H63ZM71 101H73L74 103H72L71 104V106H70V102ZM82 101H84V102H82ZM93 101V102H92ZM111 101V100H110ZM156 101V102H155ZM164 102V104L162 103V102ZM109 102V101H108ZM168 102H170V101H168ZM41 103H42V105H41ZM86 103V104H85ZM93 103V104H92ZM160 103H162L163 105H161ZM2 104V105H1ZM45 104V103H44ZM91 104V105H90ZM99 104L101 105V106H99ZM106 104V105H105ZM35 106L34 108H32V106ZM38 105V106H37ZM50 105V106H49ZM53 105H54V107H55V109H57L59 106V109H57L58 111L60 110V109H63L64 111L65 110H67V112L69 113V116H68V128H67V130L65 131V132H63L64 134H62V131L61 130H58V129H52L51 131L49 130V128H48V126H45V128L47 127L48 129H46V131H45V133L43 134V132H44V130H45V128H41L40 129V125H41V122L44 120H47L46 118V116L48 115V113L45 111V109H44V107L48 110V107L50 108H52L53 107ZM57 105H59V106H57ZM66 105H68V106H66ZM82 105L85 107L84 109H82L83 107H82ZM92 105H94V108H93V106ZM159 105H160V109H159ZM227 105V104H226ZM225 104L222 106V108H224V111H227L226 109H225V106H226ZM24 106H26V107H24ZM62 106H64V108H62ZM65 106H66V108H65ZM81 106V107H80ZM161 106H162V108H161ZM165 108H164V107ZM69 107H71V108H73V110L71 109V108H69ZM75 107H77V108H75ZM79 107H80V109H79ZM158 107V108H157ZM169 107H170V109H169ZM227 107V106H226ZM26 108H28V110L29 111H27V109ZM32 108V109H31ZM36 108V109H35ZM68 108V109H67ZM92 111H94V112H91V110ZM25 109V110H24ZM34 110V111H31V110ZM55 109H54V111H55ZM163 109H166V110H163ZM230 109V108H229ZM25 112H24V111ZM75 110V111H74ZM87 110H90L89 112L87 111ZM169 111V112H167L166 113V111ZM173 110V111H172ZM49 111V110H48ZM58 111H56V113H58ZM162 111V112H161ZM165 111V112H164ZM29 112H33V114L32 113H30L29 114ZM80 112H81V116H80ZM95 112H96V114H95ZM36 113V114H35ZM71 113V114H70ZM79 113V114H78ZM164 113H166V114H164ZM178 113V112H177ZM161 114H163L162 116H161ZM87 115V116H86ZM97 115V116H96ZM160 115V116H159ZM165 115H166V117H165ZM82 116L84 117V118H82ZM96 116V117H95ZM157 116V117H156ZM46 117V118H45ZM81 117V118H80ZM120 117V118H119ZM117 116L116 118L117 119H121L122 117L121 116ZM159 117V118H158ZM164 117V118H163ZM169 117H171V116H169ZM70 118H72V119H70ZM96 118V119H95ZM151 118V117H150ZM155 118H158L157 120L155 119ZM163 118V119H162ZM84 119H85V121H87V122H85L84 121ZM167 119H168V121H167ZM96 120H97V122H96ZM100 120V121H99ZM105 120V121H104ZM160 120V121H159ZM162 120H163V122H162ZM166 120V121H165ZM110 120L108 119V121L107 122H109ZM111 121H113V120H111ZM152 123H151V122ZM165 121V122H164ZM172 121V123L173 122H175V121H173V120H171ZM92 122V123H91ZM100 122V123H99ZM102 122V123H101ZM120 123H122V122H120ZM165 123V124H164ZM166 123L167 124H169V125H166ZM44 125H45V123H43ZM104 124V125H103ZM144 124H145V126H144ZM164 125V126H161V125ZM87 125H89V126H87ZM143 125V126H142ZM153 125V124H152ZM151 125V129H152V126ZM156 126V125H155ZM161 126V127H160ZM165 126H168V127H165ZM29 127V128H28ZM34 127V128H33ZM98 127V128H97ZM110 127V128H109ZM132 127H134V130L131 132V130H130V132L128 131L129 129H131ZM164 127V128H163ZM18 128V129H17ZM23 128V129H22ZM28 128V129H27ZM31 128V129H30ZM40 130H39V129ZM125 128V129H126ZM140 128V129H139ZM161 128H162V131H160L161 130ZM18 130V132L20 133V135L21 136H23L22 137V141L20 140V142H23L24 143V145H21V147L23 148V150L21 151V149L22 148H17L16 146L17 145H19V136H18V132L17 131H15V130ZM27 130V132L25 131V130ZM29 129L32 131V133H31V131H30V135L28 134L29 132ZM36 129V130H35ZM51 129V128H50ZM111 129V130H110ZM164 129V130H163ZM21 130H23V131H21ZM43 131V132H41L43 135H40V134H38V131L40 132V131ZM58 130V134L56 135V131ZM109 132H108V131ZM154 130V129H153ZM158 130V131H157ZM34 131V132H33ZM60 131V132H59ZM98 131V132H97ZM107 131V132H106ZM111 131V132H110ZM127 131H128V133H130V134H128L127 133ZM137 131H139V133H142V134H144L143 135V137H142V135H141V139H140V137H139V133L137 132ZM22 132H24V135H23V133ZM100 132V133H99ZM104 132V133H103ZM16 133H17V135H16ZM26 133H27V137L28 136H30L29 138L31 139V137L32 138H35V140L34 141H37L36 139H39L40 137H43L44 135L46 136V135H48L49 136V138H51L53 141H55L56 143H53V146L55 147H53V149L51 150H49V148H48V151H47V149H46V147H45V143H46V139L44 138V141H42L43 140V138L41 139V143H39L38 142V145L39 144H41L42 145V147L44 146L45 147V150H44V147L42 148V150H40V145H39V150L42 152L43 150H44V152H42V154L44 155V161H43V157L40 159V161H39V163H38V158L36 159L35 157H34V159L36 160V162H34V161H32L31 159H30V157L28 158V155H30V153H31V151H30V153L28 152L30 149L28 148V150H26L25 148H27L28 147V145H27V142H26V140H25V138H24V136L26 135ZM33 133H34V135H33ZM35 133H37V134H35ZM97 133V134H96ZM113 133V134H112ZM127 134V135H126ZM159 134V135H158ZM168 134V135H167ZM173 136H172V135ZM93 135V136H92ZM116 135V134H115ZM119 135H122V136H124V137H122V136H119ZM135 135H137V136H135ZM156 135V136H155ZM161 135V136H160ZM167 135V137H165ZM170 135V136H169ZM18 136V137H17ZM34 136V137H33ZM37 136H40L39 138L37 137ZM61 136H63V137H61ZM99 136L101 137V138H103V136H104V140H103V143H101L102 142V140L101 139H98L99 138ZM122 137V138H121ZM129 139H128V138ZM133 137V138H132ZM138 137V138H137ZM147 137V136H146ZM156 138V140L157 141H153V140H155V138ZM164 137V138H163ZM24 138V139H23ZM48 138V139H49ZM62 138V140H60ZM94 138V139H93ZM107 138V139H106ZM135 138V139H134ZM167 138V139H166ZM169 138H171V139H169ZM97 139V140H96ZM105 139L107 140V142L105 141ZM111 139V140H110ZM120 141V139H122L121 141H122V143H121V146H119V147H117L116 148V150L112 147V146H110V144L112 145L113 144V142L115 141ZM118 139V140H117ZM126 139V140H125ZM130 139H131V142L133 143V145L135 144L137 147H134V148H132L131 146H130V144H132L131 142H130ZM134 139V140H133ZM138 139V140H137ZM139 139H140V141L142 140V139H145V140H142L141 141V143L139 142ZM169 139V141H170V145H169V143H168V141L166 142V140H168ZM23 140H25V141H23ZM31 140H33V139H31ZM58 140V141H57ZM70 142H69V141ZM147 140V141H148ZM17 141V142H16ZM144 141V142H143ZM174 141H175V143H174ZM178 141V144L176 143ZM225 141V140H224ZM223 140L221 141H219V142H217V143H215L214 141H213V143L211 142V147H210V145H209V143H207V144H205L206 146H204L203 148H202V150L206 153L207 152V149H208V152H207V154L208 155H203V153L204 152H202V153H200V155H203L202 157L204 158V160L205 159H207L208 158V160H207V162L209 161V166H211V168L210 169H206V173H207V171H208V174L209 175H207L208 177H209V183H207L208 182V179H207V181L205 182V184H207L205 187H208V189H209V191L210 192H213V194H215L216 192H218L217 193V195L218 194H222V193H224L222 190H220V188H221V186H220V183H218V184H216V183H214V187H215V189H214V187H213V179H216V180H218V181H220V182H222V180H223V178H221V177H225V178H227V179H225V182L227 183L228 181H226V180H229L228 178H232V180H233V177H232V175L230 176L229 174H228V177H227V168L224 166V164H225V162H223L222 161V159L226 156V154L227 155H229V150H228V148H231V146H230V143H228L227 144V146H226V143L227 142H225V143H223L224 142ZM11 142V143H10ZM43 142V143H42ZM61 142V143H60ZM107 143V145L108 146H106V143ZM125 142V143H124ZM128 142H130V144H129V146H130V148H129V146L128 145H125L126 143L128 144ZM154 143V144H152V143ZM13 143V144H12ZM18 143V144H17ZM72 143V144H71ZM115 143V142H114ZM146 143V144H145ZM160 143V144H159ZM4 144V145H3ZM9 144V145H8ZM17 144V145H16ZM22 144V143H21ZM55 144V145H54ZM71 144V145H70ZM103 144H104V146L105 147H103ZM119 145H120V142L118 143ZM117 144V142H116V145H118ZM124 144V145H123ZM140 144H141V146L143 145V144H145V146H144V148L145 149H150L148 146L150 145V144H152V145H154V147L156 146V144H158L157 145V147H162L163 149V151L161 152L160 151V149L158 150V152L156 151V149L157 148H155V150L153 149V147L152 146H150V147H152V149L154 150V151H156V152H154V154H153V152H151L150 154L153 156V157H151V155H149V153L148 154H146L147 152H145L144 151V149H143V147H142V150L140 149ZM164 144H166V145H168V146H170L169 148H171V149H169L168 148V146H166V145H164ZM6 145V146H5ZM12 145H13V147H12ZM16 145V146H15ZM25 145L27 146V147H25ZM62 145V146H61ZM100 145V146H99ZM115 145V144H114ZM134 145V146H135ZM173 145V146H172ZM177 145V146H176ZM214 145V146H213ZM224 145V146H223ZM5 146L6 147V149H5V147L3 148V147ZM61 146V147H60ZM208 146V147H207ZM225 148V146H226V148H227V153H224V152H226V150H224V148ZM18 147H20V145L18 146ZM75 147V148H74ZM108 147V148H107ZM148 147V148H147ZM177 147V148H176ZM221 147V148H220ZM68 148V149H67ZM80 148V149H79ZM82 148V149H81ZM111 148V149H110ZM178 148H180L179 150V152H178ZM210 148H212V149H210ZM222 148H223V150H222ZM225 148V149H226ZM58 149V150H57ZM90 149V150H89ZM108 149V150H107ZM113 149V150H112ZM121 149V152L119 151ZM123 149H124V151H123ZM129 149H131V150H133V151H128ZM134 149H135V151H134ZM137 149V150H136ZM187 149H189V148H187ZM4 150H8V151H4ZM12 151V153L10 152V151ZM27 152V153H29V154H27L25 151ZM69 150V151H68ZM73 150V151H75V152H71V151ZM83 150L85 151V153L83 152ZM115 150V151H114ZM139 150H140V152H139ZM153 150H148V151H153ZM174 150H176V152L178 153L177 154V157L175 156L176 155V153H175V151ZM199 150H201V149H199ZM199 150H197L198 152H201V151H199ZM50 151H52V152H50ZM58 151V152H57ZM79 152V153H77V152ZM160 151V152H159ZM185 151H186V149H185ZM191 150H189V152H188V154L190 153L191 154V152H190ZM194 151V150H193ZM192 151V152H193ZM211 151V152H210ZM215 151V152H214ZM220 151V152H219ZM7 152H9V154H12L13 155V160L11 159L12 158V155L10 156L9 154H5V153ZM22 152H24L25 154H27V158H28V163L26 164V166L28 165V168L27 169H29L30 171H31V173H33L34 175V178L32 177V179H33V183H30L29 182V178L31 177V175H30V173L28 174V172L29 171H23L24 169H25V167H24V169H23V167H21V165L19 164V166H18V162H19V159H17L18 157H20V155H23V153ZM40 152V153H41ZM48 152V154H49V152L51 153V156H50V154H49V156L53 159V156L54 157H56V158H54V161L56 162L55 163V165L57 166V169H56V171H51L53 168H54V164H53V162H51L50 164H51V166H49L50 164H49V162L47 161V164H48V166H47V164H42V163H46V159L47 160H49L48 158H49V156H48V154H46V153ZM57 152V153H56ZM112 152V153H111ZM117 152H119V153H117ZM128 152H132L131 154H133V156L132 157H135L136 156V158L135 159H137L136 161H135V159H133L132 157H131V160H129L130 159V157H128L127 156V154H129ZM134 152V153H133ZM135 152H136V154H135ZM143 152V153H142ZM175 154H174V153ZM195 152V151H194ZM210 152V153H209ZM45 153V154H44ZM52 153H54L53 154V156H52ZM70 153H71V155H70ZM87 153V154H86ZM111 153V154H110ZM123 153L125 154V157L124 156H122L123 155ZM156 153H157V156H156ZM158 153H160L159 154V156H158ZM183 153V152H182ZM195 153H197V152H195ZM216 153H218V154H216ZM221 153V154H220ZM3 154H5V156H3ZM19 154V155H18ZM24 154V155H25ZM80 154V155H79ZM96 154H97V156H96ZM99 154V155H98ZM115 154V155H114ZM122 154V155H121ZM16 155V156H15ZM33 155V154H32ZM31 155V156H32ZM43 155H41V156H43ZM73 155H74V157H73ZM78 155H79V157H81L82 158V156H86L85 158H84V161H85V163H86V166L84 167V169H83V171H80V170H78L77 171V166H76V164H74V163H76V160L79 158L78 157ZM118 155V156H117ZM130 155V154H129ZM150 156V157H147V156ZM162 155V156H161ZM192 155V156H191ZM190 156V158L193 160V156H195L194 155V153H192ZM6 156H7V158H6ZM34 156V155H33ZM48 158H47V157ZM60 156V157H59ZM123 158H122V157ZM155 156L157 157V159L155 158ZM164 156V157H163ZM167 156H168V158H167ZM88 157V158H87ZM113 157H114V159H113ZM144 157V158H143ZM162 157H163V159H162ZM175 157H176V161L177 162H175ZM201 157V156H200ZM200 157H199V159H200ZM201 157V158H202ZM217 159H216V158ZM221 157H223V158H221ZM46 158V159H45ZM149 158V159H148ZM153 158V159H152ZM160 158V159H159ZM202 158V159H203ZM29 159H30V162L32 161V167L30 168V165H31V163L29 162ZM52 159L50 160V161H52ZM72 159H73V161H72ZM167 159H168V163H170V165H169V167L168 166H166V164L167 163H165L164 164V161L165 162H167ZM209 159H211V160H209ZM216 159V160H215ZM15 160H16V163L17 164H15ZM87 160V161H86ZM93 160V161H92ZM112 160V161H111ZM116 160V161H115ZM158 160H160V161H158ZM213 160V161H212ZM218 160H219V162H218ZM43 161V162H42ZM98 161H99V163H98ZM150 161V162H149ZM152 161V162H151ZM158 163H157V162ZM217 161V162H216ZM222 161V162H221ZM26 162H27V160H26ZM33 162H34V165H35V168H34V166H33ZM58 162V163H57ZM94 162V163H93ZM119 162H120V165H124L123 166V168L121 167L120 168V165H119ZM131 162V163H130ZM135 162V163H134ZM202 162V161H201ZM2 163V164H1ZM36 163H37V165H36ZM115 163H117L116 164V166H117V168L119 169L118 171H117V173L119 174H117V176H115V172H116V170H117V168H116V166H115ZM134 163V164H133ZM151 163V164H150ZM156 163H157V166H156ZM163 163V164H162ZM181 164V166H180V164ZM38 164L39 165H41V168H42V166L44 165V170H42L41 168H40V166L37 168V166H38ZM52 164H53V168L51 169V167H52ZM114 164V165H113ZM148 164V165H147ZM155 164V165H154ZM159 164V165H158ZM175 164H176V166H175ZM212 164V165H211ZM216 164V165H215ZM45 165H46V169H45ZM71 165H72V167H71ZM132 165H133V167H132ZM140 165H141V167H140ZM143 165V166H142ZM162 165V166H161ZM164 165L166 166V167H164ZM168 165V164H167ZM73 166H75V167H73ZM70 167H71V169H70ZM158 168V170H157V168ZM165 168V170H167V173H169V175L170 176H172L173 175V172H174V175H173V177H171L172 179L173 178H176V180H177V185H176V191H175V188H173L174 189V192L172 191V190H169V187L171 188V186L173 185V184H176V182L175 183H172V180H170L169 179V176H168V178L167 179H169L168 180V183H169V185H167V181H165V174H166V171L165 170H163L164 168ZM215 167V168H214ZM224 167V168H223ZM19 169V170H16V169ZM103 168H105V169H103ZM113 168V169H112ZM114 168H116L115 169V172H114ZM134 168V169H133ZM161 168V169H160ZM175 168V169H174ZM177 168V169H176ZM225 168H226V171H225ZM5 169V170H4ZM37 169H40V174L39 173H37L36 171H37ZM59 169V170H58ZM76 169V170H75ZM85 169H86V171H85ZM88 169V170H87ZM102 169H103V171H102ZM110 169V174L108 175V170ZM121 169V170H120ZM125 169V170H124ZM136 169V170H135ZM155 169V170H154ZM219 169V171L217 172V170ZM224 169V170H223ZM26 170V169H25ZM46 170V171H45ZM58 170V171H57ZM160 170V171H159ZM164 171L163 173H162V171ZM175 170V171H174ZM222 170H223V173H222ZM230 170V169H229ZM7 171V172H6ZM35 171V172H34ZM42 171V172H41ZM70 171V172H69ZM93 171V172H92ZM111 171H113L114 173L111 175ZM154 171V172H153ZM158 171H159V173H158ZM178 171V172H177ZM186 171V170H185ZM6 174H5V173ZM27 172V173H26ZM39 172V171H38ZM48 172V173H47ZM127 172V173H126ZM130 172V173H129ZM213 172H215V174H213ZM226 172V173H225ZM229 172V171H228ZM44 173H46V174H44ZM50 173V174H49ZM56 173H57V176H56ZM69 173V174H68ZM98 173H100V174H98ZM101 173H102V175H101ZM121 173V174H120ZM162 173V176L163 175H165L164 176V179H162V178H160V174ZM191 173H194V175H195V177H194V179L196 180V184H197V186H198V184L200 183V178H199V176L201 177V175L200 174H198L199 176H197V173H195V171H191ZM8 174V175H7ZM25 176H24V175ZM26 174H27V181H26V179H25V177H26ZM43 174V175H42ZM48 174V175H47ZM52 174V175H51ZM80 174H81V176H80ZM104 174V175H103ZM131 174V175H130ZM140 174H141V176H140ZM175 174H176V177H175ZM213 174V175H212ZM223 174V175H222ZM6 175V176H5ZM17 175V176H16ZM38 175V176H37ZM62 175V176H61ZM107 175H108V177H107ZM124 175V176H123ZM151 175V176H150ZM157 176V179H158V185L159 184H161V185H163V183H164V181H165V183H164V185H163V187H162V189H164V186H165V184H166V186H165V188L167 189V191H166V196H167V194H168V196L166 197L165 195H162L161 196V194L160 193H158L157 192V189H158V187L159 186H156V185H154V184H156V182H157V179H155V177H153V176ZM214 175H215V177H214ZM226 175V176H225ZM234 175H236V174H234ZM7 176H8V178H7ZM30 176V177H29ZM46 177V180H45V177ZM47 176H49L48 178H47ZM51 176V177H50ZM54 176H56V178L54 177ZM120 176V177H119ZM125 176H126V179H125ZM129 176V177H128ZM147 176H150V177H147ZM192 176H193V174H192ZM211 176H212V178H211ZM230 176V177H229ZM18 177V178H17ZM24 179H23V178ZM36 177H38L39 178V180L38 179H35ZM57 177L59 178V179H57ZM63 177H64V179H63ZM92 177H93V179H92ZM101 177V178H100ZM103 177H104V179H103ZM123 177V178H122ZM138 177H139V179H138ZM142 177V178H141ZM207 177V178H208ZM21 178V179H20ZM116 179V181L113 183L112 182V180L113 179ZM120 178H121V181H120ZM129 178H131V180H132V182L130 181L129 182ZM141 178V179H140ZM145 178V179H144ZM152 178V179H151ZM11 179V180H10ZM48 179V180H47ZM101 179V181H99ZM153 179L154 180H156L155 182L153 181ZM163 181H162V180ZM222 179V180H221ZM236 179V178H235ZM22 180H24V183L22 184ZM34 180H35V182H36V180H37V183H36V185L38 184V182L40 181V180H42V182L44 183H42V182H40V184H41V189L42 188H44V191H46L45 192V194H46V199H45V201L39 196V193H37V191H38V187H37V189H36V185H35V183H34ZM44 180H45V182H44ZM57 182H56V181ZM71 180V181H70ZM96 180H97V182H96ZM135 180V181H134ZM147 180V181H146ZM148 180L150 181V182H148ZM213 180V181H212ZM215 180V181H216ZM47 181H49V182H47ZM50 181H51V183H50ZM106 181V182H105ZM126 181V182H125ZM133 181H134V183H135V185L133 186L132 184L130 185V184H128V182L129 183H133ZM142 181V183L144 184V186H147V187H144L143 188V186H142V184H141V186L142 187H140V184H139V186L138 185H136L138 182L140 183ZM148 182V183H146V182ZM151 181H153L154 182V184H153V182H151ZM175 181V180H174ZM230 182V186L232 185L233 186V183H231V180H229ZM236 181H237V179H236ZM28 182V183H27ZM53 182V183H52ZM73 182H75V183H73ZM112 182V183H111ZM223 182H224V180H223ZM224 182V183H225ZM233 182V181H232ZM48 183V184H47ZM49 183H50V186H49ZM57 185H56V184ZM59 183V184H58ZM60 183H61V186H60ZM64 183V184H63ZM95 183V184H94ZM97 183V184H96ZM107 183H108V185H107ZM110 183V184H109ZM212 183V184H211ZM223 183V184H224ZM225 183V184H226ZM234 188L237 186L236 185V182L234 181ZM10 184H15L13 187H12V185H10ZM24 184L27 186V185H29V184H31L33 187H31V185H29L30 187H29V189H28V186L26 187H23L24 186ZM40 184H38L39 185V187H40ZM105 184V185H104ZM152 184H153V186H155V187H153L152 186ZM216 184V185H215ZM222 184V185H223ZM225 184L223 185V187H225ZM47 185V186H46ZM56 185V186H55ZM94 185H95V187H94ZM100 185V186H99ZM201 184H199V186H200ZM212 185V186H211ZM220 186V188H219V186ZM227 185V184H226ZM236 185V186H235ZM238 185H240L239 183H238ZM9 186H11L10 188H9ZM16 186H18L17 188H16ZM34 186H35V188H34ZM51 186H53V188L51 187ZM132 188H131V187ZM135 186L137 187V189H135ZM169 186V187H168ZM174 186V185H173ZM229 186V185H228ZM229 186V187H230ZM14 187H15V189H14ZM57 187H59V189L58 190H56L57 189ZM103 187V188H102ZM121 187V188H120ZM130 187V188H129ZM151 187V188H150ZM222 187V189L223 190H225L224 188ZM227 187V186H226ZM12 188V189H11ZM105 188V189H104ZM129 188V189H128ZM211 188H213L214 189V191H213V189H211ZM236 188H238V186L236 187ZM236 188H235V190H236ZM11 189V190H10ZM46 189V190H45ZM92 189V190H91ZM93 189H95L94 191H93ZM98 189H99V191H98ZM130 189L131 190H133V193L134 192H136V191H138V193H139V197H138V195H137V197L138 198H140V199H138V198H135L136 199V202H137V199H138V202L137 203H135L134 204V202H133V204H134V207L135 206H137L136 207V209L134 208V207H132V205L130 204V203H128V207H127V202H129V200L131 199V197L133 198V196L135 197L136 196V194H137V192H136V194H132V192L130 191ZM136 191H135V190ZM142 189H144L143 191H142ZM150 189V190H149ZM154 189V190H153ZM161 189V190H162ZM180 189H181V192H180ZM231 189H232V187H231ZM35 190H37L36 192H35ZM43 190V189H42ZM100 190H102V191H100ZM126 190V191H125ZM129 190V191H128ZM156 190V191H155ZM183 190V191H182ZM212 190V191H211ZM12 191V192H11ZM18 191V192H17ZM30 191H32V193L30 192ZM34 191V192H33ZM103 191H104V193H103ZM110 191V192H109ZM121 191L123 192V193H125V195H123V193L121 194ZM128 191V192H127ZM205 191H206V189H205ZM222 191V192H221ZM232 191H234V189L232 190ZM240 191H241V189H239V192L238 193H240ZM17 192V193H16ZM118 192H120V193H118ZM143 192V193H142ZM156 192V193H155ZM168 192V193H167ZM184 192V193H183ZM101 194V195H99V194ZM107 193V194H106ZM113 193H116L117 195L116 196H113V195H115V194H113ZM126 193H127V195H126ZM131 194V195H129L130 196V198H129V196H128V194ZM153 193V194H152ZM175 194L174 195V197H172V199H171V194ZM183 193V194H182ZM17 194V195H16ZM29 194V195H28ZM31 194V195H30ZM119 194V195H118ZM145 195V196H143L142 198H141V196L142 195ZM158 194V195H157ZM181 194V195H180ZM208 194H209V192H208ZM226 194V193H225ZM224 194V195H225ZM24 195H25V197H24ZM32 195H34V196H32ZM110 195V196H109ZM147 195V196H146ZM206 195V197H208L207 196V194H205ZM216 195V194H215ZM231 195H233V194H231ZM231 195H230V197H231ZM238 195V194H237ZM236 195V196H237ZM17 196V197H16ZM32 196V197H31ZM99 196V197H98ZM103 196V197H102ZM126 196H127V198H129V200L126 198ZM148 196H150V197H148ZM173 196V195H172ZM178 196V197H177ZM187 196V199H189V197H191L190 195H186ZM211 197H212V195H210ZM24 197V198H23ZM26 197H28L27 199L29 200L28 201V203H27V199H26ZM36 197V198H35ZM95 197V198H94ZM113 197V198H112ZM114 197H116L115 199H114ZM155 197V198H154ZM182 197H184L185 198V195H183ZM215 197V196H214ZM234 197H235V193H234ZM31 198V199H30ZM49 198V199H48ZM184 198L182 199V200H184ZM3 199V200H2ZM134 199V200H135ZM193 199V198H192ZM38 200V201H37ZM43 201V202H40V201ZM48 200H50L49 201V203H48ZM103 200V201H102ZM127 202H126V201ZM186 200V199H185ZM194 200V199H193ZM193 200H191V198L189 199V203H191ZM249 200V199H248ZM149 201V202H148ZM160 201V202H159ZM195 201V200H194ZM193 201V202H194ZM37 202V203H36ZM52 202V203H51ZM131 202V201H130ZM178 202V203H177ZM185 202H187V201H185ZM192 202V203H193ZM132 203V202H131ZM141 203H143V204H141ZM150 203V204H149ZM188 203V202H187ZM192 203H191V205H192ZM1 204H2V209H3V213L1 212L2 211V209H1ZM18 204V205H17ZM25 204V205H24ZM41 204V205H40ZM52 204H53V206H52ZM69 204V205H68ZM101 204H103V205H101ZM106 204V205H105ZM110 204V205H109ZM129 204H130V208H129ZM139 204V205H138ZM182 204V203H181ZM197 204V203H196ZM57 205V206H56ZM59 205V206H58ZM107 205H108V207H107ZM150 205H152V206H150ZM173 205V206H172ZM178 205V206H177ZM194 206H195V204H193ZM18 206V207H17ZM34 206V207H33ZM48 206V207H47ZM49 206H52V207H55L56 209H53V208H51V207H49ZM67 206H69V207H67ZM127 208H126V207ZM141 206V207H140ZM252 206H254L253 204H252ZM257 206V208H259L258 207V205H256ZM255 206V207H256ZM25 207V208H24ZM40 207V208H39ZM103 207V210L101 209ZM140 207V208H139ZM175 207H176V209H175ZM180 207V208H179ZM51 208V209H50ZM70 208V209H69ZM105 208H106V210H105ZM124 208V209H123ZM153 210H152V209ZM30 209H31V211H30ZM34 209V210H33ZM36 209V210H35ZM42 211V210H44V212L43 213H41L40 215H38L39 214V212H40V210ZM59 209H60V211H59ZM132 209L133 210H135V211H133L132 212ZM179 209V210H178ZM19 210V211H18ZM54 210V211H53ZM100 210V211H99ZM118 210H119V212H118ZM142 210H143V212H142ZM146 210V211H145ZM164 210L166 211V212H164ZM5 211H8V213L7 212H5ZM28 211V212H27ZM35 211V212H34ZM131 211V212H130ZM152 211V212H151ZM172 211H176V215H175V212L174 213H172ZM5 212V213H4ZM55 212V213H54ZM150 212H151V214H150ZM13 213V214H12ZM133 213H137L136 214V218L134 217V215H133ZM157 213V214H156ZM172 213V214H171ZM32 214V215H31ZM44 214V215H43ZM128 215V216H127ZM143 215V217L138 221V219H139V217L138 216H142ZM158 215V216H157ZM163 215V216H162ZM6 216V217H5ZM9 216V217H8ZM28 216V217H27ZM33 216H35L34 218H33ZM81 216H83V217H81ZM96 216V217H95ZM102 216V217H101ZM131 216H132V218H131ZM173 216V217H172ZM175 216H178V218L176 219L175 218ZM30 217V218H29ZM63 217V218H62ZM137 217H138V219H137ZM147 219H146V218ZM189 217V216H188ZM248 217V216H247ZM7 218V219H6ZM19 220H18V219ZM44 218V219H43ZM61 220H60V219ZM76 218V219H75ZM111 218V219H110ZM131 218V219H130ZM169 218V220H167ZM192 218V217H191ZM191 218H189V220H191ZM249 218L251 219V216H249ZM30 219V221H28ZM37 219V220H36ZM128 219H130V220H128ZM144 219H146V221L144 220ZM165 219V220H164ZM174 219H176V220H174ZM45 220V221H44ZM79 220V221H78ZM94 220H96V221H94ZM101 220V221H100ZM107 220V221H106ZM134 222H133V221ZM137 220V221H136ZM162 220V221H161ZM171 220V221H170ZM192 220H193V218H192ZM245 220V221H244ZM4 221H6V222H8V223H6V222H4ZM19 221V222H18ZM20 221H23V224H21L20 223ZM58 221V222H57ZM109 221V222H108ZM131 221H132V223H131ZM144 221V222H143ZM156 221V222H155ZM172 221H174L173 222V224H172ZM3 222V223H2ZM9 222H11V223H9ZM33 222V223H32ZM52 222L54 223V224H52ZM64 222H66V223H64ZM100 222H101V224H100ZM147 222H150V224H147ZM13 223V224H12ZM14 223H15V225H14ZM28 225H27V224ZM70 223H71V225H70ZM84 225H83V224ZM143 223H144V225H143ZM165 223V224H164ZM193 223V222H192ZM246 223V224H245ZM252 223V222H251ZM250 223V224H251ZM8 224V225H7ZM19 224V225H18ZM48 224H50V225H48ZM168 224V225H167ZM226 225V227H225V225ZM245 224V225H244ZM14 227H13V226ZM25 225V226H24ZM60 225V226H59ZM69 225V226H68ZM74 225V226H73ZM79 225V226H78ZM161 226V227H158V226ZM176 225V226H175ZM19 226V227H18ZM44 226V227H43ZM55 228H54V227ZM58 226V227H57ZM103 226V227H102ZM152 226V227H151ZM166 226V227H165ZM174 226V227H173ZM245 226V227H244ZM22 227V228H21ZM48 227H50V228H48ZM68 227V228H67ZM141 227V228H140ZM148 227V228H147ZM151 227V228H150ZM157 227V228H156ZM215 227V226H214ZM228 227H231L232 228V230L230 231V230H228ZM12 228H13V230H14V233H13V230H12ZM16 228H19L20 229V231H18L19 229H17L16 230ZM24 228V229H23ZM75 228V229H74ZM80 228V229H79ZM84 228H86V232H84ZM131 228H133V229H131ZM154 228H156V229H154ZM166 228H168L167 230H166ZM171 228V229H170ZM176 228V229H175ZM231 228H229V229H231ZM2 229V230H1ZM6 229V230H5ZM36 229H38V230H36ZM39 229H40V231H39ZM44 229V230H43ZM57 229V230H56ZM66 229V230H65ZM150 229H154L153 230V233L150 231V232H147L148 230H150ZM157 229H161V231H165V232H163V234H165V236H166V234L168 235L167 237H169V238H166V237H164L163 236V234H162V236H163V238L165 239V240H163V241H161V239H159V238H157V239H159V241L156 239V241H158V243L155 241V237L157 236H159V232H161V231H159V230H157ZM234 229V230H233ZM9 230V231H8ZM11 230V231H10ZM25 230V231H24ZM30 230V231H29ZM69 230V231H68ZM80 232H79V231ZM141 230V231H140ZM174 230V232L171 234V235H169V233H171V231H173ZM216 230V231H215ZM220 230V231H219ZM15 231H17V232H15ZM22 231H24V232H22ZM26 231H28L26 234H25V232ZM38 231V232H37ZM66 231V232H65ZM84 232V234H83V232ZM157 231H158V234H157ZM212 231H213V233H212ZM229 231H230V233H229ZM244 231V232H243ZM8 232V233H7ZM33 232V233H32ZM55 234H54V233ZM71 232V233H70ZM145 232V233H144ZM167 232V233H166ZM206 232H207V234H206ZM209 232V233H208ZM243 232V233H242ZM8 235H7V234ZM11 233V234H10ZM17 233H18V235H17ZM42 233V234H41ZM67 233V235H63V234H66ZM192 233V232H191ZM194 233H196V232H194ZM216 233H218V234H215ZM242 233V234H241ZM27 235V237H25L24 235ZM74 234V235H73ZM78 234V235H77ZM86 234V235H85ZM210 234V235H209ZM221 234V235H220ZM17 235V236H16ZM20 235V236H19ZM22 235H23V237H22ZM59 235V236H58ZM77 235V240H76V238H75V236ZM84 235V236H83ZM135 235V236H134ZM194 235V234H193ZM198 235V234H197ZM215 235V236H214ZM242 235H244L243 237H242ZM61 236V237H60ZM74 236V237H73ZM80 236H82L81 238H78V237H80ZM147 236V237H146ZM154 236V238H152ZM214 236V237H213ZM217 236H219V239H218V237ZM15 237V238H14ZM25 237V239L24 240H21V238H24ZM29 237V238H28ZM35 237H37V238H35ZM72 237V238H71ZM171 237V238H172ZM217 237V238H216ZM223 237V238H222ZM236 237H238V238H236ZM34 238L36 239V240H34ZM55 238V239H54ZM64 238H66V239H64ZM74 238H75V240H74ZM146 238H149V239H146ZM213 238V239H212ZM12 239V240H11ZM17 241H16V240ZM57 239V240H56ZM70 239V240H69ZM72 239V240H71ZM78 239H80V240H78ZM138 239V240H137ZM197 239H200V238H197ZM210 243L211 242V244H209L208 242H206V240ZM209 239V240H208ZM6 240V241H5ZM38 240V241H37ZM82 240V241H81ZM88 240V241H87ZM144 241V242H142V241ZM167 240V241H168ZM174 240V239H173ZM214 240V241H213ZM12 241V242H11ZM15 241V242H14ZM29 243H28V242ZM35 241V242H34ZM55 241V242H54ZM79 241V242H78ZM81 241V242H80ZM91 241V242H90ZM218 241V242H217ZM220 241V242H219ZM225 241V242H224ZM5 242V243H4ZM17 242H18V245H16L17 244ZM23 244V245H21V243ZM25 242V243H24ZM32 242V243H31ZM37 242V243H36ZM61 242V243H60ZM65 242H67V244H68V242L70 243H73V245H71V243H70V245L71 246H69V244H68V246L67 247H69V248H67V247H65L64 246V244H66ZM77 242H78V244H77ZM149 242V243H148ZM163 242V243H162ZM194 244H193V243ZM203 242V243H202ZM204 242H206V243H204ZM16 243V244H15ZM38 243H40V245L42 246H40ZM57 243H58V246H57ZM60 243V244H59ZM80 243V244H79ZM144 243V244H143ZM146 243V244H145ZM177 243H178V248H177ZM26 244V245H25ZM45 244V245H44ZM61 244H62V246H61ZM74 244H75V246H74ZM93 244V245H92ZM136 244H137V247H136ZM156 244V245H155ZM172 244V245H171ZM8 245H9V248H8ZM27 245H29V248H27L28 246ZM38 245V246H37ZM87 245H89V246H87ZM91 245V246H90ZM143 245V246H142ZM153 245V246H152ZM155 245V246H154ZM162 245V246H161ZM202 245H204V246H206V247H202ZM5 246V247H4ZM23 246V247H22ZM25 246H27V247H25ZM36 246V247H35ZM50 246V247H49ZM55 246L56 247H58V248H55ZM61 246V247H60ZM74 246V247H73ZM82 246V247H81ZM141 246V247H140ZM147 246V247H146ZM157 246V247H156ZM161 246V247H160ZM171 246V247H170ZM194 246V247H195ZM200 246V247H199ZM209 246V247H208ZM226 246V247H225ZM236 246V245H235ZM14 247H17V248H14ZM22 247V248H21ZM40 247V248H39ZM47 247V248H46ZM62 248L61 250H60V248ZM84 247V248H83ZM90 247V248H89ZM94 247V248H93ZM138 248L137 250H136V248ZM165 247V248H164ZM189 247H192L191 249L189 248ZM208 247V248H207ZM219 247V248H218ZM258 247V250H257V252L259 253V251H260V249L262 248H259L260 246H257ZM6 248V249H5ZM11 248H13V249H11ZM52 248V249H51ZM91 248H93V250L91 249ZM164 248V249H163ZM170 248V249H169ZM203 248H205V249H203ZM226 248V249H225ZM237 248H235V251L236 250H238V249H240L241 250V248L239 247L238 249ZM28 249H29V251H28ZM45 249V250H44ZM66 249H68V250H66ZM71 249H74V250H71ZM91 249V251H89V250ZM95 249V250H94ZM189 249V250H188ZM216 249H218V250H216ZM221 249V250H220ZM223 249V250H222ZM14 250H16V251H14ZM32 250H33V252H32ZM34 250H37V251H34ZM49 250V251H48ZM88 250V251H87ZM148 250V251H147ZM164 250V251H163ZM169 250V251H168ZM171 250H172V252H171ZM184 250V252H182ZM186 250H188V251H186ZM205 252H204V251ZM12 251V252H11ZM72 251V252H71ZM96 251V252H95ZM141 251L142 252H144L143 253V255H145V256H143L142 254H141ZM145 251H147V253H145ZM156 251H157V256H158V259H157V256H155L156 255ZM158 251H160L159 253H158ZM175 251V252H174ZM184 253V255H182V253ZM218 251V252H217ZM221 253H220V252ZM7 252V253H6ZM19 252V253H18ZM30 252V253H29ZM46 252H48V253H50V255L47 253V254H45ZM66 252V253H65ZM161 252H163V253H161ZM176 252H178V254L176 253ZM179 252H180V254H179ZM191 252H193L192 254H190V257H187V256H189V253H191ZM205 254H203V253ZM209 252V253H208ZM215 252H217V253H219V254H217V253H215ZM256 252V253H257ZM17 253V254H16ZM54 253V254H53ZM64 253V254H63ZM81 253V254H80ZM167 253H169V254H167ZM176 253V254H175ZM186 253H187V256H186ZM197 253V254H196ZM261 253V252H260ZM19 254V255H18ZM24 254V255H23ZM28 254V255H27ZM69 254H70V257H73V262H72V260H71V258H68L69 257ZM138 254H139V256H138ZM154 254V255H153ZM161 254V255H160ZM167 254V255H166ZM171 254V255H170ZM174 254V256H172ZM200 254V255H199ZM204 256H203V255ZM8 255V256H7ZM39 255H37V257H40ZM60 255H62L61 257H60ZM64 255V256H63ZM65 255H66V259H65ZM72 255V256H71ZM149 255V256H150ZM170 257H169V256ZM179 255V259L177 258V256ZM192 255H194V256H192ZM16 256H19V257H16ZM25 256V257H24ZM83 256V257H82ZM141 256V257H140ZM150 256V257H151ZM164 256V257H163ZM172 256V257H171ZM176 256V257H175ZM183 256V257H182ZM184 256L185 257H187V258H184ZM208 256V257H207ZM221 256H219V259H220V257ZM226 256V255H225ZM225 256H224V258H225ZM253 256L256 258H259V254H258V256H257V254L255 255V254H253ZM21 257H23V258H21ZM26 257H28L30 260H28ZM41 257H43V256H41ZM47 257V258H46ZM61 259H60V258ZM81 257V258H80ZM87 257V258H86ZM142 257H143V260H141L142 259ZM144 257L146 258L145 260H144ZM149 257V259H151ZM161 257V258H160ZM175 259H174V258ZM228 257V256H227ZM21 258V260H19ZM58 258V259H57ZM87 260H86V259ZM160 258V259H159ZM170 258V261L168 260V259ZM173 258V260H175V261H173V260H171ZM196 258V259H195ZM201 258V259H200ZM204 258V259H203ZM22 259H23V261H22ZM178 259V260H177ZM183 259H184V261H183ZM206 259V260H205ZM219 259L217 260V261H219ZM26 260V261H25ZM28 260V261H27ZM54 260V261H53ZM57 260V261H56ZM59 260V261H58ZM86 260V261H85ZM91 260V261H90ZM139 262H138V261ZM140 260L143 262V263H140ZM167 260V261H166ZM182 260V261H181ZM210 260V261H209ZM22 261V262H21ZM53 261V262H52ZM82 261V262H81ZM89 261V262H88ZM186 261H187V263H186ZM196 261V262H195ZM216 261V262H217ZM50 262H52V263H50ZM71 262V263H70ZM85 262V263H84ZM102 262V263H101ZM110 262V263H109ZM168 262V263H167ZM173 262V263H172ZM209 262V263H208ZM161 264V263H160ZM203 264H205V263H203Z\"/></svg>",
	"mask_w": 264,
	"mask_h": 264
}]
</instances>
